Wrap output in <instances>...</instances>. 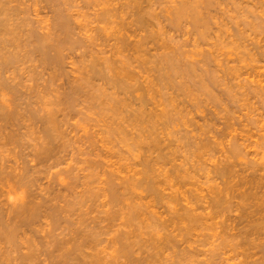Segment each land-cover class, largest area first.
<instances>
[{
	"label": "rangeland",
	"instance_id": "obj_1",
	"mask_svg": "<svg viewBox=\"0 0 264 264\" xmlns=\"http://www.w3.org/2000/svg\"><path fill=\"white\" fill-rule=\"evenodd\" d=\"M8 1H10V2H8V6L11 5L12 3H13L12 5H14V6L11 5L12 7L9 6L8 8H9V11L11 10L10 15L14 17L15 22H16V20H19V19H21V20L25 19L26 20L29 17L28 19L30 21L27 20L26 22H28V23L24 22L25 27H24V25H21V23H20L21 21L18 23H20V25L22 27H24L25 32H26L27 28L28 29L34 28V31L36 30L39 36L43 33V35H41V36H43V38L46 37L45 39H47L44 42V44L48 40L49 41L52 40L51 42L46 43L45 45L47 46V44H51L50 46L49 45L48 46L49 47L54 46L55 50L52 49V52L54 50L53 54L56 52L60 53L59 55L62 56V59L60 61L61 64L58 67L56 65L55 66L51 65V68H50V66L44 65V63H42V61L39 60L40 59V53L35 51L34 48L32 49L33 46L31 47V45H30L29 47H27L28 50L24 48L26 51L24 49L21 51V54L23 56L25 54L26 57L22 61L24 63H22V62L19 63V65H20L19 68H17L18 66L16 64L17 69L13 68V69L8 70L5 68V70H7V71H5V70L0 71V80H5L8 82V79H7L8 77H9V80L10 79L12 80L13 77H15V78L17 77V79H14V80H17V81L21 80L22 81V82L21 81L19 82L20 84L21 83L22 84L19 87H17L19 90L16 92L17 96L15 93H13L14 92V91H12L13 89L11 91H9L10 90L9 87H8L9 90H7V87H1L0 86V90H1L0 91V103H1L0 104V110H2V112H3V113L0 112V117H1L0 118V124L3 125V123L6 122L7 124L6 123L5 124L8 126V122H7L8 120H6V119H8L7 114L9 116H11L12 111L15 112L16 110H19L16 112L20 113V111H21L22 114L23 113L26 114V115L23 114V116H22V114L20 113L18 116L17 115H16V117L14 116L15 119L19 118L20 115L22 117H24V118L20 117L19 121H18V119L17 120L14 119L15 121H18L17 124L20 125L19 127L17 126V128L15 126L16 122H14V126H10V125L8 127L6 125H4L5 127L0 126V128L2 127V129L0 130L2 133L0 132V135L3 134V137H4L5 135H7L5 133H10L9 131H11L12 129H14V130L16 129L15 130L16 132L13 130L14 133H16V135L19 132L18 133L19 135L22 134L24 136V134H26L28 131H33L34 130L33 128H35V130L38 128L37 130L38 131L40 130L38 133L41 134V135H39V134L35 135L33 133L34 135L32 134V136H31V133L29 132L30 134H28V136H26V135L24 137H22V135L20 136V140L18 141V142H20L19 144H16L18 142H16V143L14 142V143H10V144H8V142H7V143H5L6 145L4 144L6 147L4 148V146H3L4 149H1L2 145L0 147V149L3 150V152H4V153L2 152L4 157L2 155H0V167L5 166L4 167L5 170H6V168H8L7 170L9 172L10 171L12 172L14 169L12 174H11V172L9 174L5 173L6 175L3 174L4 177L2 175L1 176L2 181L0 180V193H1L0 194L1 195L0 196V198H1L0 199V203H1L0 207H2V208H0V213L3 214L2 218H4L2 220L6 221V216L8 214L11 215L10 213H11L12 209L14 208V206L18 203L19 199L25 198L26 196H29V194H30L31 196L34 195L36 197L35 199H33L36 202L38 201L37 199H39L40 201H44V204L46 203L45 204L46 206L50 202L49 205L53 204V206H54V204H55V206H56L55 209H57V207L60 208V206L62 208V209L61 208L57 209V211H59V213L57 211H55V213H53V214L59 216L56 219L57 222H56V220H52L48 216L47 213H51V211L48 210V211H46L47 215H43V216H40V217H37L34 219V223H36V224H32V226H30L28 228V229H30V231H28L26 229L27 227L26 228L25 227L20 228L19 236L21 235L24 238L29 237V239H26V240H24L22 238L23 241L25 243H27L26 241L27 240L29 241L31 239L32 240L30 242V244H31L34 240V242L32 244H34L35 247H36V244H38L37 246L40 247V251L42 250L41 249L42 248L41 246H43L42 244L52 240V236H53V239L54 238L55 239L56 238L62 239L64 237L68 238L73 234V231L77 228L75 231H79L80 229H81V231L87 230L85 232L88 233L89 235L92 234V235H90L91 238L93 237V235L95 237H97V239L95 237H93L94 238V239L92 238L93 240H91V238L89 237L90 238L89 240H91V242L89 241L90 242L89 246H91V244H92V246L91 247L85 246L83 248V254L85 255V253H87L86 255L89 254L88 256L89 257L91 256L90 259H89V257H87L89 261L85 257L87 262H90L91 259L94 260L96 257L97 258L99 257L101 260L104 258L105 262L104 261H102V262L105 264H108V262H109V264H176V263L177 264H185V263L186 264H231V263L235 264V261H237L238 259L235 261H234L235 258H233V260L232 259L229 260L230 258L226 259V260L224 259L231 254V253H229V255H227L228 250L225 251L227 254L225 252H224L225 254L219 253L218 256L221 254L219 257L218 256L213 257V256L209 255V254H212V252H211L212 247L214 248L216 243H218L217 241H219L218 238L216 240V237L214 235L220 229L216 228L214 230L213 228H211L213 231L212 232L211 229H208V230L205 229L204 230L203 228L200 229V227H198L199 229L198 228H196L195 230L193 229L192 232H190L191 231L190 230L188 232V233H190V235L189 234L186 235V233H184V226L188 222L187 219L189 218L188 217L189 216V210L195 209L193 211L194 212L193 214H197V212L200 214V212H202V210L204 208L203 205H205V206L208 205L207 203H204V201L208 202L207 201L209 199L208 196H211L210 187H211V185L212 186L214 185L213 187H216L220 181V179L217 177V175H213V174H215L216 171L212 170V169H215L214 166H216L221 161V159L223 161L226 151L228 152V150H230L229 148H231V145H232V144L231 145L229 144V143H231V138H230L231 134L232 135H233V133L238 134L239 132H242L241 130L252 131V129H253L252 127H251L252 129H250V126L248 127L245 125V124L250 125V121H249L250 117H251V120H252V117L253 118L255 117V120H256V118L258 120L264 119V99H262V98H264V88H262V90L259 88L257 90V88H255L256 87L255 85H259L261 83V86H262V84H264V81H262V80H264V64H262V63H264V60L261 61V59H260L259 61H256V59L258 60V55H257L258 52L256 50L264 51V20L260 19V17L262 18V16H264V3H262V2H264V0H259V1L258 0H256V1L255 0H211V1L210 0H203V1L202 0H197V1L192 0L193 5H191L192 4L191 0H184L185 2L182 0V3H181V0H153V1L152 0H139L140 4H138V6H139L142 14L144 13L146 16V17L144 16V19L146 18V20H144V21H146V23H144L145 24L144 26H143V24H139V23L135 22L136 21L135 19L138 18L136 16H138V13H139V12L137 13V11H135V10H139V9L138 8L135 9L136 7L132 8L129 5H127L128 2L130 3V0H119L120 2L118 0H109L110 2L109 1L107 2L106 0H105L106 2L103 0H97V1L91 0V1H95V2H91L90 0H88V1L87 0H73V1L72 0H66V1L55 0L57 2L59 1L58 4H56V2L54 3L53 0H51V1H53V3H51L50 1H47L48 4L45 2V0H41V1L36 0L37 2L35 0H31V1L30 0H13V2H11L12 0H8ZM32 1H33V3H31ZM178 1H180V2H178ZM194 1H196V3H195L196 8L194 6ZM257 1L259 4L257 3ZM15 2H16V4H14ZM25 2H26V7H25ZM34 2H36V4L38 6ZM49 2H50V4H49ZM64 2H66V3H64ZM103 2L106 3V5H108L110 7V8L107 7V9H115V10H113V12H110L112 10H108L109 12H107L106 8H105V10H104L105 12L103 15L104 17L102 16V18H99L103 14L101 12V11H103V8H104ZM85 3L86 4L88 3V4L86 5ZM107 3H109V4H107ZM121 3L124 5L122 6ZM185 3H187V4L189 3L188 5L186 4V6H187L186 12L184 11V15H186V16H184L183 14H182L183 16L182 15L176 16L177 15V13H176L177 8L179 6H181V4H183L185 6ZM21 4H22V7H21ZM66 4H67V6H65ZM198 4H199V6H197ZM16 5H17V7H16ZM53 5L56 7H53ZM115 5L118 6L117 7L118 9L112 8V6L114 7ZM174 5H176V7ZM18 6L20 9L18 8ZM44 6H46V7H44ZM173 6H174V9H173ZM191 6H194L195 10L198 11V12H195V10H194L195 15H199V14L201 15V16H198V20H200L201 22L198 20L196 22L195 20L192 19V17L193 18H196V17H194L193 14L191 13L190 8H193ZM15 7H16V11L14 9ZM71 7H73V8L71 9ZM77 7H79L80 9L79 8L77 9ZM123 7H124V9H123ZM22 8H23V12L21 11ZM55 8H56V10H55ZM65 8L66 9L69 8V11H67V12H73V13H69L72 17V19H70V28H71L70 34L68 32L65 35V36L69 37V39H67L65 41L71 42V40H72V43H71L72 45L69 44V42H67L66 45L64 44L65 42H62V45L65 46L63 48L61 43L58 44L56 41V39L58 40V42H59V39H61V41H62L64 38H62V36H63L62 31H60V30L57 31L58 29L55 26L56 25L55 13L59 10L60 11L64 10ZM119 8H120V12L118 13ZM198 8H199V10H198ZM13 9H14V11H13ZM35 9H37V10H35ZM70 9L72 11H70ZM38 10H39V12H38ZM174 10H175L176 14L174 13ZM114 11H116L117 14L114 13ZM21 12L22 13L26 12L27 14L26 13L22 14ZM34 12H36V13H34ZM86 12H87V14H85ZM121 12H123V13H121ZM39 13H40V15H38ZM46 13H47V15H45ZM109 13H110V15H109ZM133 13H134V15H133ZM187 13H188L189 17L187 16ZM13 14H15V16ZM97 14H99V15L101 14V15L99 16ZM111 14H112V16H111ZM154 14L156 15V17L154 16ZM44 16L47 17V18L45 17L47 20L45 18H43ZM97 16H98V18H97ZM134 16H135V18H132ZM202 16H203V18H202ZM13 17H12V19H13ZM21 17H23V18H21ZM32 17H33V19H32ZM93 17L94 18L96 17L97 19L96 18L94 19ZM49 18H52V19H49ZM78 18H79V20H78ZM200 18L203 20H201ZM43 19L46 21H43ZM90 19H92V20H90ZM191 19L193 20V22H191L192 21ZM34 20L36 23L34 22ZM71 20H72V22H71ZM73 20H75V22ZM251 21H252V23H251ZM260 21H262V22H260ZM54 22H55V24H54ZM78 22L79 23L81 22L80 23L81 25H78L79 24ZM85 22H87V23H85ZM198 22H200V23L204 22V23H202V25L200 27V26H198ZM22 23H23V21H22ZM44 23H45V25H43ZM200 23H199V25H200ZM253 23H254V25H253ZM35 24H37V26H38L37 28H36ZM41 24H42V27H41ZM53 24H54L55 28H54ZM148 24H149V26H148ZM196 24H197V26H196ZM125 25H127L128 27ZM249 25H250V27H249ZM79 26H81V27H79ZM101 26L103 28H101ZM131 26L133 27V29ZM88 27H89V29H87ZM99 29H100V31H99ZM59 32H61L62 34H60ZM129 32H130V34H129ZM56 33H58V34L56 35ZM91 33H93V34H91ZM50 34L53 37H51ZM150 34H152V35L150 36ZM59 35H61V36H59ZM69 35H71V37ZM94 35L97 36V39H96V36H94ZM99 35H100V37H99ZM58 36H59V39H58ZM65 36H63V37H65ZM92 36H94L93 37L94 39L92 38ZM22 38H23V36L21 37V39ZM86 39H88V41ZM91 39H93V40H91ZM104 40H105V42H104ZM128 40H129V42H128ZM140 42H142L144 44L146 43V44L145 45L143 44V47L142 48L140 47L141 49H138V50L136 49V51H137L136 52L135 48L140 45ZM253 42H255V43L257 42V44L254 45ZM103 43H105V44H103ZM260 43H262V44H260ZM53 44H56V45H53ZM120 44H122V45H120ZM131 44H132V46H131ZM100 45H101V47H98ZM135 45H137V46H135ZM172 45H173L172 48H174V49L171 48ZM56 46H58V48ZM121 46H125V47H121ZM256 46L257 47L259 46V47L256 48ZM60 48H61V50H60ZM114 48H115V50H114ZM175 49H177V50H175ZM245 49H246V51H245ZM254 49H255V51H254ZM124 50H126V51H124ZM178 50H180V51H178ZM140 53L142 54L143 57L141 56ZM205 53H207V54H205ZM33 54H34V56H33ZM100 54H101V56H100ZM104 54H107L108 56L104 55ZM210 54H211V56H210ZM241 54H243V55H241ZM38 55H39V57H37ZM136 55H138V56H136ZM165 55H168V56L170 55V56L168 57ZM174 55H175V57H174ZM98 56H99V59H97ZM122 56L125 57V58H123V60L121 58ZM163 56L166 57L165 59L172 58L174 60L173 63H174L175 67L173 66V64L170 63V61H167L168 59L166 60L167 63L164 62L165 59H163L164 58ZM177 56H179V57H177ZM106 57H110V58H106ZM127 57L129 58L131 63L129 62V60H128L129 63L127 62ZM147 57L149 60L147 59ZM181 58H183V59H181ZM201 58H202V60L200 61ZM203 58H204L205 62H204ZM210 58H212V59H210ZM254 58H255V60H254ZM117 59L118 60L121 59V60L117 61ZM132 59H134V60H132ZM208 59H210V60H208ZM89 60L94 61L93 64H94L95 69L94 68L91 69V67H93V66H91L92 63ZM142 61H143V63H142ZM210 61H211V63H209ZM86 62H89L88 63L89 65ZM95 62H97V63H95ZM108 62H110V64ZM202 62H204V63H202ZM214 62H216V63H214ZM70 63H72V64H70ZM163 63H165V64H163ZM178 63H180V64H178ZM98 64L101 66L99 67ZM108 64H109V66H108ZM112 64L115 66H113ZM122 64H124L125 66L123 65L124 66L123 67ZM193 64H195V65L193 66ZM29 65H31V67ZM146 65H147V67H146ZM158 65H159V67H158ZM180 65L182 67H180ZM184 65H187V66H184ZM205 65H207V66L209 65V67H207ZM255 65H256L257 69L255 68ZM111 66H113V67L109 68ZM171 66H172V69L170 70L169 68H171ZM62 67H63V69H60ZM141 67H143V68H141ZM201 67H203V68H201ZM204 67H207L208 71H207V68H204ZM234 67H236V68L234 69ZM247 67H249V68H247ZM134 68H136V69H134ZM213 68H215V69H213ZM14 69H16V70L19 69V70L17 72ZM24 69L26 70L25 72H24ZM32 69H33V71H32ZM53 69H54V71L57 70L58 72L57 71L54 72ZM115 69H117V70L119 69V70L116 71ZM159 69H160V71H158ZM228 69H231V70H228ZM255 69L257 72L255 71ZM39 70H41V71H39ZM64 70H66V71L64 72ZM95 70H96V75H95ZM110 70H111V72H110ZM127 70H129V73L131 75L128 74ZM144 70H146V71H144ZM154 70L156 71V73ZM184 70H187V72ZM132 71H134V73L137 75L135 76V74ZM142 71H143V73H142ZM198 71H200L201 74H199L200 72H198ZM217 71H220V72H217ZM248 71L251 73H249ZM63 72L65 73L64 75L66 76V78H64L65 76H63ZM98 72H99V74H98ZM103 72H104V74H103ZM126 72L128 74V75H126V77H129L127 79L125 77ZM152 72H154V73H152ZM182 72H186V74L182 73ZM209 72H211V73L209 74ZM215 72H217V73H215ZM91 73H92V75H91ZM158 73H160L161 75ZM164 73H166V74H164ZM179 73H180V75H179ZM188 73H189V75H188ZM10 74L12 75V77ZM14 74L16 76H14ZM102 74L105 76V78H104V76H102ZM106 74L107 75L110 74L112 76L109 75L107 77ZM121 74H123V75H121ZM170 74L171 75L173 74V76L171 77ZM182 74H184L185 77ZM258 74H259V77H258ZM1 75L3 77H1ZM21 75H22V77H21ZM50 75H55V79L57 77L56 80L54 79V82H57L59 85H57V83L53 82L52 87H51V84H52L51 83L50 87H47V89H44L43 87H45V85L47 86V81L49 82V79L52 78V77H50ZM57 75H60V76H57ZM100 75L102 78L100 77ZM162 75H166V77L165 76L163 77ZM70 76L72 79H70ZM93 76H94V78H93ZM137 76H138V78H137ZM191 76L194 78H191ZM221 76H223V77H221ZM131 77H133V79H131ZM36 78H38V79H36ZM116 78L118 81L116 80ZM135 78H137V80ZM183 78L184 79L186 78V79L183 80ZM221 78H222V80H221ZM22 79H24L26 81L23 82ZM77 79L81 83V85L78 84ZM108 79L109 80L111 79V80L109 81ZM123 79L125 82L127 81L126 83L128 85H130V87H132L133 90H130L129 88L125 87L127 84L124 83ZM178 79H180V80H178ZM191 79H192L193 83H192ZM248 79H249V81H248ZM259 79L260 80L262 79L261 80L262 82ZM66 80H70V81H66ZM103 80H104V82H103ZM139 80H141V81H139ZM153 80H154V82H151ZM172 80L175 82L177 81V82L174 83ZM220 80L223 83H225V85ZM251 80H256V81L258 80L259 82L257 81L258 82L257 83L255 81H253L254 84H252L250 82ZM129 81L134 82V83H130ZM167 81H169V82H167ZM187 81H189V83ZM194 81H196V83ZM115 82H117V83H115ZM122 82L124 83L125 86L122 84ZM203 82L207 83V84H204ZM72 83H74L75 85L76 84L79 85V88L77 87V89H78L77 91L73 90L72 87L74 84H72ZM163 83H167V84L170 83V84L165 85ZM184 83H186V84H184ZM55 84H56V88H55ZM121 84H122V86H121ZM150 84H152L151 87H150ZM156 84H157V86H156ZM176 84H178V85H176ZM195 84H196V86H195ZM208 84H209V86H208ZM40 85H41V87H40ZM117 85H120L121 87L117 86ZM140 85L142 86V88ZM188 85L190 86L189 88H188ZM219 85H222V86H219ZM241 85H242L243 90L241 87H239ZM23 86H24V88H23ZM66 86L70 87V89H67ZM135 86H140V87L136 88ZM133 87L135 88V91H134ZM175 87H176V89H174ZM197 87H198V89H197ZM248 87H250V88L248 89ZM53 88H55V89H53ZM61 88H64L65 90L64 89L62 90ZM87 88L90 90H87ZM208 88H209V90H207ZM217 88H219L220 90H218ZM221 88H223L225 90V92ZM98 89L100 91L102 90L101 95L96 94L97 99H96V97L94 99H92V97H90L91 93L95 94L94 92H96ZM146 89H147V91H146ZM160 89H161V91L159 92ZM182 89L184 90L183 92H185L187 94L183 93ZM202 89L205 90V92L202 91ZM252 89H256L259 92L254 90L255 94H253V91H250ZM37 90H41V91L43 90V94L41 91H37ZM84 90H85V92H84ZM143 90H144V93H142ZM151 90H152V92H151ZM179 90H180V92H179ZM228 90H230V91H228ZM22 91H24V92L22 93ZM25 91H26V93H25ZM36 91H37V93H35ZM64 91H67V93L66 92L64 93ZM69 91H70V94H69ZM78 91H80V92H78ZM154 91H155V93H154ZM197 91H198V93H197ZM207 91L208 92L212 91V92L208 93ZM241 91L242 92L245 91V93H242ZM249 91L252 93V95H251V93H249ZM20 92L23 95L22 94L20 95ZM38 92H40V93H38ZM77 92L80 94V96H78L79 94ZM199 92H201L202 94H200ZM231 92H233L234 94ZM73 93H74V96H76L75 98L74 97L71 98ZM131 93H133V94H131ZM163 93H164V95H163ZM24 94H26V95H24ZM41 94L43 95V97H42L43 102L45 100H47V101L49 100L48 104L50 103L51 106L54 107L56 110L55 115H57V118H56V116H55V118L58 119V121H59L58 126H59V123L61 124V127L60 126L59 127L57 126V127L59 128V130L63 129V131H60L61 134L59 133L60 136H62V137L58 136L59 134L55 133V135L58 136L59 140L57 139V137L55 138V136H54L53 139H55V140H52V141L55 142L58 140V142H57L58 144L54 143L55 144L54 146H56V144H57L58 145L57 147L62 146L63 149H61V151H58V150H56L58 148L53 147V149L55 148V152H54V150L52 151V153H54V154L51 156L48 155L49 158L46 156L47 155L46 154L45 158H44V159H46V157H47L48 159H46V160L42 159L44 157L43 156L44 154L41 155L42 157L40 156L41 158L39 157L38 159H40L42 161L39 162L40 160H38L37 158H33L34 157L33 153L31 155L30 152L34 151L33 150V149H35L34 147L37 148L39 146V145H37L38 144L37 142L40 141V139L41 140L44 139L43 138V132L41 133V129H40L43 126L41 127L40 122L39 123L35 122V124H33V123L32 124L36 125V126L32 127V130H30L31 129L30 127L33 125H30L31 123H29L30 126H28V124H26L28 121H26V120L29 117V116L27 117V113L29 112V108H32L35 110L38 109L39 111H42L40 109V107L42 109H46L47 102L46 103L44 102L45 103L44 104L41 101L42 100ZM58 94L61 95V97ZM144 94L149 100L144 96ZM167 94L169 95L168 97H166ZM191 94H192L193 98H192ZM19 95L22 97H20ZM44 95H45V97H44ZM183 95H184V97H183ZM208 95L212 96V97L214 95L215 96H214V98H212V97H208ZM232 95L233 96L235 95V97H233ZM247 95H248V97H247ZM23 96H25V97H23ZM55 96H56V99H55ZM98 96H99V98H98ZM110 96H111V98H110ZM181 96L183 98H181ZM190 96H191V99H190ZM258 96H259V99H258ZM64 97H66L67 101L65 100ZM67 97H69V98H67ZM232 97H233V99H232ZM145 98H146V100H145ZM150 98L151 99L153 98V99L151 100ZM167 98H169V99H167ZM205 98L209 102H207V100ZM57 99H58V105L56 106V104H57L56 100ZM73 99H74V101H73ZM116 100H118V101H116ZM123 100H124V102H123ZM140 100L142 102H140ZM159 100H161L162 102ZM17 101L18 102L21 101V102L17 103ZM53 101L56 103L54 106H53V104H54ZM136 101H138V102L135 103ZM148 101H150V103ZM151 101L152 102L156 101V102L152 103ZM23 102L25 103V105ZM103 102H104V104H103ZM119 102H122V105ZM159 102H161V103H159ZM211 102H213V103H211ZM219 102L220 103L223 102V103L220 104ZM110 103L112 104V106H110ZM167 103H169V104H167ZM218 103L220 105H218ZM13 104L15 106H13ZM144 104L146 105V107ZM19 105L21 106L22 109L20 108ZM164 105H166V106H164ZM193 105H195V106H193ZM221 105H223V106L220 107ZM48 106L50 107V105H48ZM175 106L177 109L174 108ZM34 107H36V108H34ZM118 107H120V108H118ZM3 108H4V110H3ZM17 108H19V109H17ZM106 108H107V110H106ZM169 108H171L170 111L168 110ZM108 109H109V111H108ZM147 109H148V111H147ZM160 109L162 110V112ZM178 109H180V110H178ZM25 110L28 112H26ZM113 110H115V111L113 112ZM139 110H142L141 112H143L142 113L143 116L140 115V117L137 116V118L135 117V119H134L133 118L134 117L133 115H135L134 112L137 111L136 112V114H137L140 112ZM210 110H212V111H210ZM228 110H230V111H228ZM104 111H106L107 113ZM150 111H152L153 113ZM200 111H202V112H200ZM224 111H225V113H224ZM157 112L162 113V114H159V113L157 114ZM164 112H166V115H164L165 114ZM198 112H199V114H198ZM230 112H231V114L233 113L234 115L232 114V116H231ZM4 113H6L7 118L5 117V115H2ZM62 113H63V115H62ZM177 113H179V114H177ZM200 113H201V115H200ZM184 114H185V116H184ZM210 114L211 115L213 114V115L211 116ZM228 114H229V116H228ZM1 115L5 118V120H1V119H4V118H2ZM158 115H160V116H158ZM163 115L167 116L169 119L164 117ZM64 116H65V118H64ZM131 116L133 119L131 118ZM157 116H158V118H157ZM205 116L206 117L208 116V117L206 118ZM247 116H248V118H247ZM127 117L129 120L127 119ZM59 118L61 120H59ZM239 118H241L243 120V122L240 121L241 119H239ZM23 119H25V120L23 121ZM130 119H132L133 121ZM158 119H160V120L158 121ZM135 120H137V121H135ZM142 120H144V123ZM211 120H213V121H211ZM247 120L249 121V123L247 122ZM113 121H114V123H112ZM124 121H125V123H124ZM147 121H148V123H147ZM234 121H236V122H234ZM29 122H32L30 120V118H29ZM141 122H142V124H141ZM189 122H191V123H189ZM23 123H25L26 126H28V128L25 126V124L23 125ZM223 123H226V124L223 125ZM188 124H189V126H188ZM21 125H23L24 127ZM63 125H65V126H63ZM134 126H135V129H134ZM147 126L152 127V128L149 127L152 130V132L150 131V129ZM245 126L247 128H249V130L246 129ZM6 128H9V129H6ZM117 128L119 129L120 132L117 131L118 130ZM199 128H200V130H199ZM242 128H244V129H242ZM64 129H66L67 131ZM233 129H235V130L233 131ZM5 130H7V131H5ZM25 130L26 131L28 130V131L26 133L24 132V134H23L22 132ZM37 130H36V133H37ZM136 130H138V133ZM204 130H206V131H204ZM228 131H230L229 134L227 133ZM253 132H254V129H253ZM65 133L68 135H66ZM223 133H224V135H223ZM237 134H235V136L239 135V137H241L240 136L241 133L238 135ZM120 135H122V136L120 137ZM134 135H136V136H134ZM209 135H211V136H209ZM138 136H140V137H138ZM122 137H123V139H122ZM239 137L236 138L237 139L236 142L240 144L244 140L241 141V139H239ZM37 138H39V139H37ZM67 138H69V139H67ZM144 138L147 142L144 140ZM218 138H221V139H218ZM229 138H230V140H229ZM1 139H2V136L0 137V142L4 143V140H1ZM131 139H133V140H131ZM136 139H137V141H136ZM156 139H157V141H156ZM180 139H181V141H180ZM205 140H206V142H205ZM133 141L135 144L133 143ZM138 141H140L141 143H138ZM149 141H150V143H149ZM5 142H6V140H5ZM39 143H42V141H40ZM144 143H146V144H144ZM147 143H148V145H147ZM199 143H202V144L207 143L208 146L206 149L208 152L207 151L205 152L206 149H203V148L200 149L201 152L199 149H195L194 147L198 146ZM249 143H250V141H247V140H246V142L244 141V143H241L240 145L242 147L239 145V147H241V150L239 149L241 151V153L238 150L239 153L236 154L237 157H236V155L234 156V160H235V158H238V156H240L237 161H240L239 163L242 165V167H243L244 162L246 163L249 161L248 159H250V158L254 159L255 151L253 153V149L251 148L252 144L250 145ZM64 144H66V145H64ZM195 144H197V145H195ZM14 145H16V146L19 145V146L16 147ZM244 145H245V147H244ZM22 148H23V150H22ZM17 149L19 151H17ZM59 150H60V148H59ZM154 150H155V152H154ZM190 150L193 152H191ZM7 151H9V153ZM247 152H248V154H247ZM6 153H8V154H6ZM19 153H21V154L18 155ZM26 153H27V157H26ZM196 153H198V154H196ZM159 155H161V157ZM220 155H223V156H220ZM255 155H256V153H255ZM14 156H16V157H14ZM13 158H14V162L12 161ZM240 158L241 159L244 158L245 160L244 159L241 160ZM255 158H256V156H255ZM33 159L34 160L37 159L38 162L34 161ZM16 160H18L17 164H16ZM161 160H162V162H160ZM185 160H187V161H185ZM183 161H185V162H183ZM180 162H182L184 164H182ZM36 163L38 164V166ZM147 163L151 164V166H150L151 168L146 167ZM239 163L237 166H235L236 167L235 169L239 168V166H240ZM26 164H28V166L30 164V166L28 168H26V169H28L27 170L28 175H27V173H24L25 170L23 169L24 167H27ZM39 164H40V167H39ZM55 164H57V165H55ZM213 164H216V165H213ZM10 165L13 168H11V167L9 168ZM31 165H33V166H31ZM47 165H49L50 167ZM51 165H53V166H51ZM45 166H46V168H45ZM180 166L183 168H181ZM177 167H180V169ZM185 167L188 169H186ZM139 168H140V170H139ZM32 169L34 171L36 170L38 172H36V171L34 172ZM137 169H138V171H137ZM175 169L176 170L182 169L181 173L182 172L183 173L181 174L182 175L181 177L180 176L177 177V175L175 174V172H176ZM147 170H149V171H147ZM213 171H215V172L213 173ZM32 172H34V173H32ZM144 172H145V174H144ZM153 172H154V174H152ZM186 172L188 173V175ZM173 173L175 174V176ZM184 173H185V175H187L186 177H183V176H185ZM10 174H11V177H10ZM22 174H24L26 179L33 174L32 177H30V178H31V182L34 181L33 182L34 184L30 185L26 182L27 184L23 183V185H22L21 183L19 184V182L18 183L16 181L14 182V180L17 179L16 177L20 176V175L22 177ZM130 175H131V177H130ZM144 175L146 177L148 175L147 178L149 180L152 179V180H154V182H156L158 184V188H157L158 190L156 189L157 191L153 192V191H150L149 189H147V186L145 185L146 183L144 181L146 178L143 179V182L139 181V179L141 180L142 177H145ZM7 176H9V177H7ZM14 176H16L15 179L12 178ZM37 176H38V178H37ZM128 177H129V179L130 178L131 179L129 180ZM206 177H207V179H206ZM8 178L9 179L12 178L10 180V182L12 181L13 184L10 187L7 186L8 185V182H7ZM18 178H20V177H18ZM32 178H33V180H32ZM211 179H213L214 182H212ZM3 180H4V182H3ZM119 182H121V184ZM171 182H172V184H171ZM198 182H199V185H198ZM208 182H210V183H208ZM204 183H206V185ZM124 184L127 186H125ZM28 186H29V188H28ZM124 186H125V188H123ZM161 187H162V189H160ZM204 187H205V189H204ZM195 189H197V190H195ZM29 190H31V192ZM35 190H38V191H35ZM114 190L116 193L114 192ZM200 190H201V192H200ZM194 191H196V193ZM51 192L53 193V195ZM192 192H193V194H192ZM40 193H41V195H40ZM113 193H115L116 195H113ZM162 193H164V194H162ZM201 193H203V195ZM57 194H58V197H56ZM154 195H155V198H154ZM192 195L193 196L196 195V197L195 196L193 197ZM206 195H207V197H206ZM50 197H51V200L49 199ZM154 199L156 200L155 202H154ZM46 200H49V201H46ZM77 201L79 204L77 203ZM194 201H195V203H194ZM200 202L202 204H200ZM197 203H199L200 206ZM140 204H141V206H140ZM194 204H196V206ZM201 205L203 208H201ZM53 206L51 205V207H53ZM69 207H71V208L69 209ZM189 207H191V209ZM7 208H8V212H7ZM135 209L137 210L136 213H135ZM200 209H202V210H200ZM9 210H11V211L9 212ZM69 210H70V213H69ZM185 210H186V212H185ZM206 210L209 211V209H206ZM206 210H205V212H206ZM60 211H61V213H60ZM202 213H204V210ZM134 214H136V215L134 216ZM173 217H174V219H173ZM184 218H185V220H184ZM78 219H79V221H78ZM217 219L220 220L221 218H217ZM35 220H36V222H35ZM47 220H49V222H47ZM66 220L67 221L70 220V222H67ZM4 221H2V222H4ZM51 221L52 222L55 221L56 223L55 222L52 223ZM174 222H175V224H174ZM184 223H185V225H184ZM67 224H69V225H67ZM75 224H77V225H75ZM40 225H42V226H40ZM69 226H71V227H69ZM82 226L84 229L80 228ZM179 226H180V228H179ZM33 227H35V228H33ZM67 227H69V228H67ZM85 227H86V229H85ZM178 229H180V230H178ZM181 229L183 230L182 232H181ZM23 230H27L28 233H25ZM88 230H89V232H88ZM21 231L23 232V234L25 233L26 235H22V233L20 234ZM48 231H49L50 235L47 234ZM52 231H54V234L52 233ZM70 231H72V232H70ZM90 232H93L96 235L93 233H90ZM170 232H171V234H170ZM51 234H53V235H51ZM65 234H67V235H65ZM19 236H16V237H19ZM21 236L19 237L20 241H18L20 243L17 242L18 238H16L15 242L13 239L12 243L10 241L9 244H8V241L5 242L6 244L2 243V246H4L3 248H6L7 252L8 251H11V252L14 251L12 253L10 252L9 254H7V252H6L7 256L8 255L11 256V259L13 257H18L17 254L19 255V253H21V254L26 253L25 251H31V249L34 248V246H33L32 248L30 247L31 249L26 250V248L29 246L26 247L25 243L22 242V240H21ZM45 237L47 238V240H45L46 239ZM170 240H171V242H170ZM93 241H95V242L93 243ZM158 242H159V244H158ZM0 244H1V242H0ZM7 245L10 247H8ZM18 247L21 251L20 250L18 251V249H17ZM86 247H87V249H86ZM21 248L25 249L24 252H23V249H21ZM151 248H153V249H151ZM193 248H194V250H193ZM15 249H17V250L15 251ZM37 249L38 248H36L35 250H37ZM179 249H182V250H179ZM84 250L87 252H85ZM91 250H93V251H91ZM0 252H2V251H0ZM38 252H39V250L36 251V253H38ZM220 252H222V250ZM97 253H99V254H97ZM182 253L183 254L185 253V254L182 256ZM35 255H37V254H35ZM95 255H97V256H95ZM9 256L7 257L8 260H9ZM92 256H94V257H92ZM100 256H102L103 258ZM2 258H3V256H2ZM37 258H38V256L36 257V260L34 263L37 264L38 262L39 263L43 262V260L41 258L40 259L38 258L39 261H37ZM4 259H5V257H4ZM11 259L9 261L7 260L9 264H10ZM13 261H15V260L13 259ZM13 261L11 262V264L15 263ZM17 261L19 262L18 259L16 260V263H17ZM22 264H25V263L23 262ZM26 264H27V262H26ZM42 264H44V263H42Z\"/></svg>",
	"mask_w": 264,
	"mask_h": 264
},
{
	"label": "bare ground",
	"instance_id": "obj_2",
	"mask_svg": "<svg viewBox=\"0 0 264 264\" xmlns=\"http://www.w3.org/2000/svg\"><path fill=\"white\" fill-rule=\"evenodd\" d=\"M31 1V0H30ZM36 1V0H35ZM39 1H41V0H39ZM47 1H50L51 3H53V1H54V3L56 2V4H58V2L59 1H61V0H59L58 2L57 1H55V0H53V1H51V0H45V2L47 3ZM64 1H66V0H64ZM73 1V0H72ZM88 1V0H87ZM91 1V0H90ZM97 1V0H96ZM103 1H105V0H103ZM107 2L109 1V0H106ZM105 1V2H106ZM119 1V0H118ZM153 1V0H152ZM184 1V0H183ZM197 1V0H196ZM196 1H194V6L196 5L195 3H196ZM203 1V0H202ZM211 1V0H210ZM209 1V2H210ZM256 1V0H255ZM259 1V0H258ZM258 1H257V3H258ZM8 2H10V1H8V0H0V71L2 70H5V68L6 69H13V68H16V64H17V68H19V63L20 62H22L23 60H24V58L26 57L25 56V54H24V56L21 54V51L25 48V49H27V47H29L30 45H31V47H32V49L34 48L35 49V51H37L38 53H40V61H42V63H44V65H47V66H50V68H51V65H53V66H59L61 63H60V61H61V59H62V56H60L59 54L60 53H58V52H56V53H54L53 54V52H54V46H51V47H49L51 44H47V46L45 45L46 43H49V42H51L52 40H48L45 44H44V42L47 40V39H45L46 37H44L43 38V36H41V35H43V33L39 36L38 35V33H37V31L35 30L34 31V28L32 29H28L27 28V30H26V32H25V29H24V27H25V25H24V22L25 23H28V22H26L27 20H29L28 18L24 21L23 19L21 20V19H19V20H16V22H15V19H14V17L13 16H11L10 14H11V10L9 11V6H11V5H9L8 6ZM11 2H13V0L11 1ZM37 2V1H36ZM36 2H34L35 4H36ZM43 2V1H42ZM41 2V3H42ZM50 2H49V4H50ZM91 2H95V1H91ZM110 2V1H109ZM117 2V1H116ZM120 2V1H119ZM138 2V3H137ZM178 2H180V1H178ZM185 2V1H184ZM191 2H192V0H191ZM199 2V1H198ZM208 2V3H209ZM262 2V1H261ZM22 3V2H21ZM31 3H33V1L31 2ZM64 3H66V2H64ZM115 3V2H114ZM113 3V4H114ZM127 3V2H126ZM131 3V4H130ZM130 3L128 2V4L127 5H129L130 7H132V8H135V9H139V10H135V11H137V13H138V16H136V17H138L137 19H135L136 21V23H139V24H143V26L145 25L144 23H146V21H144V20H146V18L144 19V16H145V14L143 13L142 14V12H141V10H140V8H139V6H138V4H140L139 3V0L137 1V0H130ZM181 3H182V0H181ZM190 3V2H189ZM188 3V4H189ZM201 3V2H200ZM205 3V2H204ZM262 3H264V2H262ZM10 4V3H9ZM14 4H16V2L14 3ZM23 4V3H22ZM22 4H21V7H22ZM43 4V3H42ZM48 4V3H47ZM46 4V5H47ZM55 4V5H56ZM83 4V3H82ZM86 4V3H85ZM88 4V3H87ZM86 4V5H87ZM107 4H109V3H107ZM112 4V3H111ZM122 4V3H121ZM186 4L187 3H185V6L183 5V4H181V6H177L178 8H177V15L176 16H180V15H184V11L186 12V10H187V6H186ZM187 4V5H188ZM210 4V3H209ZM259 4V3H258ZM33 5V4H32ZM31 5V6H32ZM37 5V4H36ZM64 5V4H63ZM79 5V4H78ZM92 5V4H91ZM104 5V6H103ZM103 11H101L103 14L101 15V17H99V18H102V16L104 15V10H105V8H106V11L107 12H109L108 10H112V11H110V12H113V10H115V9H107V7H109L108 5H106V3H104L103 2ZM106 5V6H105ZM124 4H122V6H123ZM144 5V4H143ZM142 5V6H143ZM180 5V4H179ZM191 5H193V2H192V4ZM201 5V4H200ZM12 6H14V5H12ZM11 6V7H12ZM24 6V5H23ZM38 6V5H37ZM50 6V5H49ZM48 6V7H49ZM65 6H67V4L65 5ZM85 6V5H84ZM89 6V5H88ZM116 6V5H115ZM113 7L112 6V8H117L118 6H116V7ZM175 7H176V5H174ZM174 6H173V9H174ZM194 6H191V7H193V8H190L191 9V13L193 14V16L194 17H196V18H193L192 17V19L193 20H195L196 22H197V20H198V16H201L200 14L199 15H195V12H198V11H196L195 10V8H196V6H195V8H194ZM197 6H199V4L197 5ZM16 7H17V5H16ZM16 7L14 8L15 9V11H16ZM25 7H26V2H25ZM29 7V6H28ZM34 7V6H33ZM32 7V8H33ZM43 7V6H42ZM44 7H46V6H44ZM53 7H56V6H54L53 5ZM60 7V6H59ZM100 7V8H101ZM121 7V6H120ZM129 7V8H130ZM18 8H19V6H18ZM64 8V7H63ZM73 7H71V9H72ZM79 7H77V9H78ZM110 8V7H109ZM14 9H13V11H14ZM20 9V8H19ZM29 9V8H28ZM34 9V8H33ZM58 9V8H57ZM70 9V11H72ZM80 9V8H79ZM118 9V8H117ZM123 9H124V7H123ZM122 9V10H123ZM150 9V8H149ZM26 10V9H25ZM32 10V9H31ZM35 10H37V9H35ZM40 10V9H39ZM39 10H38V12H39ZM44 10V9H43ZM54 10V9H53ZM55 10H56V8H55ZM54 10V11H55ZM75 10V9H74ZM148 10V9H147ZM152 10V9H151ZM150 10V11H151ZM194 10H195V12H194ZM198 10H199V8H198ZM22 12H23V8H22V10H21ZM41 11V10H40ZM67 11H69V8H65L64 10H59V11H57L56 13H55V17H56V28L58 29L57 31H62V33L61 32H59L60 34H62L63 36H65L66 35V33H68L69 32V34H70V19H72V17H71V15L69 14V13H73V12H67ZM81 11V10H80ZM96 11V10H95ZM94 11V12H95ZM100 11V10H99ZM125 11V10H124ZM133 11V10H132ZM21 12V13H22ZM44 12V11H43ZM76 12V11H75ZM85 12V11H84ZM106 12V13H107ZM120 12V8H119V10H118V13ZM131 12V11H130ZM134 12V11H133ZM188 12V11H187ZM190 12V11H189ZM194 12V13H193ZM200 12V11H199ZM17 13V12H16ZM24 13H26V12H24ZM24 13H22V14H24ZM30 13V12H29ZM28 13V14H29ZM34 13H36V12H34ZM53 13V12H52ZM80 13V12H79ZM78 13V14H79ZM105 13V14H106ZM114 13H116V11H114ZM121 13H123V12H121ZM174 13H175V10H174ZM175 13V14H176ZM27 14V13H26ZM85 14H87V12L85 13ZM95 14V13H94ZM113 14V13H112ZM112 14H111V16H112ZM117 14V13H116ZM173 14V13H172ZM14 16H15V14H13ZM38 15H40V13L38 14ZM45 15H47V13L45 14ZM97 15H99V14H97ZM99 15V16H100ZM107 15V14H106ZM109 15H110V13H109ZM124 15V14H123ZM127 15V14H126ZM130 15V14H129ZM133 15H134V13H133ZM132 15V16H133ZM182 15V16H183ZM19 16V15H18ZM32 16V15H31ZM37 16V15H36ZM35 16V17H36ZM50 16V15H49ZM74 16V15H73ZM79 16V15H78ZM83 16V15H82ZM85 16V15H84ZM88 16V15H87ZM95 16V15H94ZM154 16L156 17V15L154 14ZM174 16V15H173ZM184 16H186V15H184ZM187 16H188V13H187ZM205 16V15H204ZM207 16V15H206ZM259 16V15H258ZM12 17H13V19H12ZM34 17V18H35ZM40 17V16H39ZM46 16H44L43 18H45ZM71 17V18H70ZM104 17V16H103ZM146 17V16H145ZM189 17V16H188ZM260 17V16H259ZM21 18H23V17H21ZM25 18V17H24ZM47 18V17H46ZM45 18V19H46ZM77 18V17H76ZM87 18V17H86ZM94 18V17H93ZM96 18V17H95ZM94 18V19H95ZM97 18H98V16H97ZM96 18V19H97ZM106 18V17H105ZM132 18H135V16L134 17H132ZM131 18V19H132ZM150 18V17H149ZM179 18V17H178ZM202 18H203V16H202ZM257 18V17H256ZM255 18V19H256ZM18 19V18H17ZM32 19H33V17H32ZM49 19H52V18H49ZM191 19V20H192ZM201 19V18H200ZM207 19V18H206ZM209 19V18H208ZM254 19V18H253ZM260 19H262V20H264V16H262V18L260 17ZM37 20V19H36ZM47 20V19H46ZM46 20H44L43 19V21H46ZM78 20H79V18H78ZM81 20V19H80ZM90 20H92V19H90ZM178 20V19H177ZM193 20L191 21V22H193ZM201 20H203V19H201ZM21 21V22H20ZM22 21H23V23H22ZM30 21V20H29ZM42 21V20H41ZM74 22H75V20H73ZM94 21V20H93ZM98 21V20H97ZM198 21H200V20H198ZM18 22H20L21 23V25H24V27H22L21 25H20V23H18ZM34 22H35V20H34ZM40 22V21H39ZM71 22H72V20H71ZM77 22V21H76ZM95 22V21H94ZM133 22V21H132ZM153 22V21H152ZM178 22V21H177ZM201 22V21H200ZM200 22H198V26H200L201 27V25H202V23H204V22H202V23H200ZM207 22V21H206ZM254 22V21H253ZM257 22V21H256ZM260 22H262V21H260ZM31 23V22H30ZM36 23V22H35ZM38 23V22H37ZM43 23V22H42ZM47 23V22H46ZM51 23V22H50ZM79 23V22H78ZM81 23V22H80ZM78 24V25H81V24ZM83 23V22H82ZM85 23H87V22H85ZM91 23V22H90ZM149 23V22H148ZM199 23H200V25H199ZM251 23H252V21H251ZM49 24V23H48ZM54 24H55V22H54ZM54 24H53V26H54ZM76 24V23H75ZM98 24V23H97ZM176 24V23H175ZM250 24V23H249ZM261 24V23H260ZM32 25V24H31ZM36 25V28L38 27L37 26V24H35ZM43 25H45V23L43 24ZM50 25V24H49ZM48 25V26H49ZM77 25V26H78ZM177 25V24H176ZM204 25V24H203ZM253 25H254V23H253ZM55 26H54V28H55ZM125 26H127V25H125ZM124 26V27H125ZM137 26V25H136ZM147 26V25H146ZM148 26H149V24H148ZM196 26H197V24H196ZM206 26V25H205ZM248 26V25H247ZM256 26V25H255ZM27 27V26H26ZM41 27H42V24H41ZM50 27V26H49ZM79 27H81V26H79ZM78 27V28H79ZM86 27V26H85ZM97 27V26H96ZM128 27V26H127ZM132 27V26H131ZM204 27V26H203ZM249 27H250V25H249ZM252 27V26H251ZM30 28V27H29ZM44 28V27H43ZM52 28V27H51ZM101 28H103L102 26H101ZM47 29V28H46ZM82 29V28H81ZM87 29H89V27L87 28ZM86 29V30H87ZM92 29V28H91ZM90 29V30H91ZM132 29H133V27H132ZM142 29V28H141ZM150 29V28H149ZM148 29V30H149ZM258 29V28H257ZM24 30V31H23ZM80 30V29H79ZM96 30V29H95ZM103 30V29H102ZM139 30V29H138ZM153 30V29H152ZM259 30V29H258ZM41 31V30H40ZM48 31V30H47ZM56 31V30H55ZM88 31V30H87ZM99 31H100V29H99ZM142 31V30H141ZM155 31V30H154ZM22 32V33H21ZM36 32V33H35ZM42 32V31H41ZM52 32V31H51ZM80 32V31H79ZM89 32V31H88ZM98 32V31H97ZM25 33V34H24ZM49 33V32H48ZM47 33V34H48ZM82 33V32H81ZM84 33V32H83ZM134 33V32H133ZM146 33V32H145ZM45 34V33H44ZM58 33H56V35H57ZM89 34V33H88ZM91 34H93V33H91ZM100 34V33H99ZM108 34V33H107ZM129 34H130V32H129ZM259 34V33H258ZM51 35V34H50ZM152 34H150V36H151ZM239 35V34H238ZM23 36V38L21 39V37ZM46 36V35H45ZM59 36H61V35H59ZM59 36H58V39H59ZM62 36V38H64L62 41H61V39H59V42H58V40L56 39V41H57V43L59 44V43H61V45H62V42H65L64 44L66 45V43L67 42H69V41H65V40H67V39H69V37H67V36H65V37H63ZM70 37H71V35H69ZM73 36V35H72ZM83 36V35H82ZM94 36H96V35H94ZM94 36H92V38L94 37ZM107 36V35H106ZM48 37V36H47ZM51 37H53L52 35H51ZM76 37V36H75ZM74 37V38H75ZM86 37V36H85ZM89 37V36H88ZM99 37H100V35H99ZM98 37V38H99ZM142 37V36H141ZM239 37V36H238ZM50 38V37H49ZM48 38V39H49ZM79 38V37H78ZM77 38V39H78ZM102 38V37H101ZM117 38V37H116ZM144 38V37H143ZM242 38V37H241ZM94 39V38H93ZM93 39H91V40H93ZM96 39H97V36H96ZM95 39V40H96ZM130 39V38H129ZM74 40V39H73ZM87 41H88V39H86ZM94 40V41H95ZM254 40V39H253ZM76 41V40H75ZM126 41V40H125ZM144 41V40H143ZM142 41V42H143ZM150 41V40H149ZM80 42V41H79ZM85 42V41H84ZM98 42V41H97ZM103 42V41H102ZM104 42H105V40H104ZM128 42H129V40H128ZM139 42V41H138ZM142 42H140V45L139 46H137V45H135V46H137L136 48H135V51H136V49L138 50V49H141L142 47H143V44L144 43H142ZM54 43V42H53ZM56 43V42H55ZM56 43V44H57ZM72 43V40H71V42H69V44H71ZM94 43V42H93ZM92 43V44H93ZM125 43V42H124ZM248 43V42H247ZM56 44H53V45H56ZM57 44V45H58ZM78 44V43H77ZM103 44H105V43H103ZM102 44V45H103ZM136 44V43H135ZM146 44V43H145ZM144 44V45H145ZM253 44L255 45V44H257V42L255 43V42H253ZM260 44H262V43H260ZM49 45V46H48ZM72 45V44H71ZM119 45V44H118ZM120 45H122V44H120ZM128 45V44H127ZM148 45V44H147ZM252 45V44H251ZM63 46V45H62ZM89 46V45H88ZM91 46V45H90ZM131 46H132V44H131ZM170 46V45H169ZM245 46V45H244ZM30 47V48H31ZM57 48H58V46H56ZM60 47V46H59ZM65 46H63V48H64ZM92 47V46H91ZM98 47H101V45L100 46H98ZM121 47H125V46H121ZM141 47V48H140ZM173 47V45L171 46V48ZM259 47V46H258ZM257 46H256V48H258ZM95 48V47H94ZM130 48V47H129ZM246 48V47H245ZM248 48V47H247ZM262 48V47H261ZM260 48V49H261ZM24 49V50H25ZM52 49H54L53 50V52H52ZM97 49V48H96ZM99 49V48H98ZM172 49H174V48H172ZM251 49V48H250ZM28 50V49H27ZM60 50H61V48H60ZM91 50V49H90ZM106 50V49H105ZM114 50H115V48H114ZM133 50V49H132ZM131 50V51H132ZM175 50H177V49H175ZM26 51V50H25ZM52 53H51V52ZM124 51H126V50H124ZM123 51V52H124ZM148 51V50H147ZM174 51V50H173ZM178 51H180V50H178ZM245 51H246V49H245ZM252 51V50H251ZM254 51H255V49H254ZM257 52H258V60L256 59V61H259L260 59H261V61L262 60H264V51H258V50H256ZM28 52V51H27ZM98 52V51H97ZM102 52V51H101ZM120 52V51H119ZM137 52V51H136ZM143 52V51H142ZM149 52V51H148ZM91 53V52H90ZM104 53V52H103ZM115 53V52H114ZM121 53V52H120ZM150 53V52H149ZM244 53V52H243ZM246 53V52H245ZM256 53V52H255ZM35 54V53H34ZM34 54H33V56H34ZM99 54V53H98ZM97 54V55H98ZM141 54V53H140ZM144 54V53H143ZM173 54V53H172ZM205 54H207V53H205ZM27 55V54H26ZM64 55V54H63ZM94 55V54H93ZM104 55H107V54H104ZM146 55V54H145ZM148 55V54H147ZM177 55V54H176ZM179 55V54H178ZM241 55H243V54H241ZM100 56H101V54H100ZM108 56V55H107ZM112 56V55H111ZM124 56V55H123ZM121 57L122 58V60H123V58H125V57ZM126 56V55H125ZM136 56H138V55H136ZM141 56H142V54H141ZM154 56V55H153ZM165 56H168V55H165ZM165 56H163L164 58L163 59H165L166 57ZM170 56V55H169ZM168 56V57H169ZM181 56V55H180ZM210 56H211V54H210ZM214 56V55H213ZM36 57V56H35ZM37 57H39V55L37 56ZM95 57V56H94ZM93 57V58H94ZM143 57V56H142ZM161 57V56H160ZM173 57V56H172ZM174 57H175V55H174ZM177 57H179V56H177ZM242 57V56H241ZM101 58V57H100ZM103 58V57H102ZM106 58H110V57H106ZM135 58V57H134ZM146 58V57H145ZM150 58V57H149ZM205 58V57H204ZM204 58H203V60H204ZM97 59H99V56H98V58ZM136 59V58H135ZM147 59H148V57H147ZM168 59V60H167ZM167 59H165V61L164 62H166V60L167 61H170V63L171 64H173V66H174V60L172 59V58H167ZM181 59H183V58H181ZM210 59H212V58H210ZM210 59H208V60H210ZM250 59V58H249ZM102 60V59H101ZM110 60V59H109ZM108 60V61H109ZM116 60V59H115ZM114 60V61H115ZM121 59H117V61H120ZM125 60V59H124ZM128 60H129V58L127 57V62H128ZM132 60H134V59H132ZM149 60V59H148ZM178 60V59H177ZM202 60V58L200 59V61ZM238 60V59H237ZM254 60H255V58H254ZM30 61V60H29ZM90 61V60H89ZM126 61V60H125ZM144 61V60H143ZM143 61H142V63H143ZM154 61V60H153ZM199 61V60H198ZM215 61V60H214ZM253 61V60H252ZM33 62V61H32ZM91 63H92V65L91 66H93V67H91V69L92 68H94L95 69V67H94V61H90ZM126 62V63H127ZM129 62H130V60H129ZM128 62V63H129ZM152 62V61H151ZM159 62V61H158ZM179 62V61H178ZM181 62V61H180ZM204 62H205V60H204ZM204 62H202V63H204ZM236 62V61H235ZM22 63H24V62H22ZM26 63V62H25ZM36 63V62H35ZM63 63V62H62ZM87 64L89 63V62H86ZM95 63H97V62H95ZM109 64H110V62H108ZM131 63V62H130ZM167 63V62H166ZM169 63V62H168ZM176 63V62H175ZM209 63H211V61L209 62ZM214 63H216V62H214ZM259 63V62H258ZM33 64V63H32ZM58 64V65H57ZM64 64V63H63ZM62 64V65H63ZM70 64H72V63H70ZM80 64V63H79ZM78 64V65H79ZM107 64V63H106ZM109 64H108V66H109ZM125 64V63H124ZM124 64H122V66L124 65ZM139 64V63H138ZM163 64H165V63H163ZM170 64V65H171ZM177 64V63H176ZM178 64H180V63H178ZM183 64V63H182ZM188 64V63H187ZM192 64V63H191ZM190 64V65H191ZM208 64V63H207ZM256 64V63H255ZM261 64V63H260ZM262 64H264V63H262ZM61 65V66H62ZM65 65V64H64ZM63 65V66H64ZM89 65V64H88ZM97 65V64H96ZM99 65V64H98ZM113 65V64H112ZM121 65V64H120ZM119 65V66H120ZM148 65V64H147ZM147 65H146V67H147ZM162 65V64H161ZM169 65V64H168ZM195 64H193V66H194ZM197 65V64H196ZM211 65V64H210ZM249 65V64H248ZM30 67H31V65H29ZM80 66V65H79ZM86 66V65H85ZM101 65H99V67H100ZM113 66H115V65H113ZM113 66H111V67H109V68H112ZM125 66V65H124ZM123 66V67H124ZM127 66V65H126ZM137 66V65H136ZM135 66V67H136ZM144 66V65H143ZM149 66V65H148ZM166 66V65H165ZM184 66H187V65H184ZM205 66H207V65H205ZM213 66V65H212ZM26 67V66H25ZM76 67V66H75ZM74 67V68H75ZM88 67V66H87ZM121 67V66H120ZM134 67V66H133ZM158 67H159V65H158ZM164 67V66H163ZM167 67V66H166ZM175 67V66H174ZM173 67V68H174ZM178 67V66H177ZM180 67H182L181 65H180ZM189 67V66H188ZM207 67H209V65L207 66ZM207 67H204V68H207ZM217 67V66H216ZM262 67V66H261ZM16 68V69H17ZM36 68V67H35ZM39 68V67H38ZM42 68V67H41ZM48 68V67H47ZM86 68V67H85ZM141 68H143V67H141ZM140 68V69H141ZM162 68V67H161ZM160 68V69H161ZM169 68V67H168ZM179 68V67H178ZM177 68V69H178ZM192 68V67H191ZM201 68H203V67H201ZM222 68V67H221ZM236 67H234V69H235ZM247 68H249V67H247ZM255 68H256V65H255ZM16 69H14L15 71H17L18 72V70H16ZM31 69V68H30ZM44 69V68H43ZM42 69V70H43ZM60 69H63V67L62 68H60ZM121 69V68H120ZM126 69V68H125ZM133 69V68H132ZM131 69V70H132ZM134 69H136V68H134ZM160 69L158 70V71H160ZM170 70L172 69V66H171V68H169ZM213 69H215V68H213ZM224 69V68H223ZM257 69V68H256ZM256 69H255V71H256ZM259 69V68H258ZM50 70V69H49ZM116 71H118L117 69H115ZM124 70V69H123ZM122 70V71H123ZM175 70V69H174ZM179 70V69H178ZM204 70V69H203ZM218 70V69H217ZM227 70V69H226ZM228 70H231V69H228ZM247 70V69H246ZM5 71H7V70H5ZM11 71V70H10ZM13 71V70H12ZM26 70L24 69V72H25ZM28 71V70H27ZM32 71H33V69H32ZM39 71H41V70H39ZM53 71H54V69H53ZM55 71H57V70H55ZM54 71V72H55ZM61 71V70H60ZM59 71V72H60ZM66 70H64V72H65ZM76 71V70H75ZM83 71V70H82ZM109 71V70H108ZM113 71V70H112ZM121 71V70H120ZM119 71V72H120ZM126 71V70H125ZM128 71V74L129 75H131L130 73H129V70H127ZM135 71V70H134ZM134 71H132L133 73H134ZM144 71H146V70H144ZM155 71V70H154ZM167 71V70H166ZM184 71H186L187 72V70H184ZM205 71V70H204ZM203 71V72H204ZM207 71H208V68H207ZM214 71V70H213ZM251 71V70H250ZM253 71V70H252ZM50 72V71H49ZM58 72V71H57ZM63 72V76H65L64 73ZM70 72V71H69ZM94 72V71H93ZM110 72H111V70H110ZM109 72V73H110ZM162 72V71H161ZM186 72H182V73H185L186 74ZM193 72V71H192ZM198 72H200V71H198ZM217 72H220V71H217ZM217 72H215V73H217ZM224 72V71H223ZM226 72V71H225ZM245 72V71H244ZM249 72V71H248ZM254 72V71H253ZM257 72V71H256ZM12 73V72H11ZM14 73V72H13ZM16 73V72H15ZM39 73V72H38ZM61 73V72H60ZM59 73V74H60ZM72 73V72H71ZM80 73V72H79ZM90 73V72H89ZM101 73V72H100ZM115 73V72H114ZM124 73V72H123ZM132 73V74H133ZM138 73V72H137ZM142 73H143V71H142ZM152 73H154V72H152ZM155 73H156V71H155ZM172 73V72H171ZM176 73V72H175ZM181 73V72H180ZM180 73H179V75H180ZM191 73V72H190ZM211 72H209V74H210ZM214 73V72H213ZM243 73V72H242ZM249 73H251V72H249ZM4 74V73H3ZM40 74V73H39ZM43 74V73H42ZM49 74V73H48ZM56 74V73H55ZM94 74V73H93ZM98 74H99V72H98ZM103 74H104V72H103ZM102 74V76H104ZM127 74V72H126V74H125V77H126V75H128ZM135 74V73H134ZM139 74V73H138ZM141 74V73H140ZM158 74H160V73H158ZM164 74H166V73H164ZM192 74V73H191ZM190 74V75H191ZM199 74H201V72L199 73ZM207 74V73H206ZM205 74V75H206ZM228 74V73H227ZM231 74V73H230ZM237 74V73H236ZM253 74V73H252ZM251 74V75H252ZM11 75V74H10ZM44 75V74H43ZM42 75V76H43ZM91 75H92V73H91ZM95 75H96V70H95ZM107 75V74H106ZM110 75V74H109ZM109 75H107V77L109 76ZM121 75H123V74H121ZM137 74H135V76H136ZM142 75V74H141ZM157 75V74H156ZM161 75V74H160ZM169 75V74H168ZM182 75H184V74H182ZM188 75H189V73H188ZM196 75V74H195ZM204 75V76H205ZM212 75V74H211ZM217 75V74H216ZM222 75V74H221ZM244 75V74H243ZM14 76H16L15 74H14ZM24 76V75H23ZM34 76V75H33ZM39 76V75H38ZM41 76V77H42ZM54 76V77H53ZM57 76H60V75H57ZM73 76V75H72ZM77 76V75H76ZM80 76V75H79ZM98 76V75H97ZM110 76H112V75H110ZM119 76V75H118ZM133 76V75H132ZM145 76V75H144ZM163 77L165 76L166 77V75H162ZM170 76L172 77L173 76V74L171 75L170 74ZM169 76V77H170ZM177 76V75H176ZM197 76V75H196ZM215 76V75H214ZM220 76V75H219ZM248 76V75H247ZM1 77H3L2 75H1ZM5 77V76H4ZM11 77H12V75H11ZM21 77H22V75H21ZM50 77H52V78H50L49 79V82L47 81V86L45 85V87H43L44 89H47V87H50V84H51V87L53 86V82H54V79H55V75H50ZM81 77V76H80ZM90 77V76H89ZM100 77H101V75H100ZM117 77V76H116ZM152 77V76H151ZM168 77V76H167ZM170 77V78H171ZM184 77H185V75H184ZM202 77V76H201ZM207 77V76H206ZM212 77V76H211ZM218 77V76H217ZM221 77H223V76H221ZM245 77V76H244ZM258 77H259V74H258ZM43 78V77H42ZM46 78V77H45ZM64 78H66V76L64 77ZM74 78V77H73ZM82 78V77H81ZM93 78H94V76H93ZM102 78V77H101ZM104 78H105V76H104ZM110 78V77H109ZM127 78H129V77H126V79ZM137 78H138V76H137ZM137 78H135L136 80H137ZM144 78V77H143ZM156 78V77H155ZM189 78V77H188ZM191 78H194V77H192L191 76ZM209 78V77H208ZM207 78V79H208ZM216 78V77H215ZM8 79V82L7 81H5V80H0L1 82H0V86L1 87H7V90H9V91H11L12 89V91H14L13 93H15L16 94V96H17V91H19L18 90V88L17 87H19L21 84L19 83L20 81H17V80H14V79H17V77L15 78V77H13L12 78V80L10 79L9 80V77L7 78ZM26 79V78H25ZM36 79H38V78H36ZM56 79H57V77H56ZM55 79V80H56ZM59 79V78H58ZM61 79V78H60ZM70 79H72L71 78V76H70ZM115 79V78H114ZM113 79V80H114ZM125 79V78H124ZM124 79H123V81H124ZM131 79H133V77H131ZM147 79V78H146ZM173 79V78H172ZM186 79V78H185ZM184 78H183V80H185ZM190 79V78H189ZM196 79V78H195ZM247 79V78H246ZM23 80V82H25L26 80H24V79H22ZM53 80V81H52ZM82 80V79H81ZM109 80V79H108ZM111 80V79H110ZM109 80V81H110ZM116 80H117V78H116ZM115 80V81H116ZM145 80V79H144ZM148 80V79H147ZM146 80V81H147ZM150 80V79H149ZM152 80V79H151ZM156 80V79H155ZM163 80V79H162ZM178 80H180V79H178ZM194 80V79H193ZM209 80V79H208ZM221 80H222V78H221ZM220 80V81H221ZM260 80V79H259ZM262 80V79H261ZM260 80V81H261ZM28 81V80H27ZM52 81V82H51ZM66 81H70V80H66ZM72 81V80H71ZM77 81H78V79H77ZM90 81V80H89ZM118 81V80H117ZM131 81V80H130ZM129 81V82H130ZM135 81V80H134ZM139 81H141V80H139ZM145 81V82H146ZM158 81V80H157ZM166 81V80H165ZM173 81V80H172ZM191 81H192V79H191ZM205 81V80H204ZM248 81H249V79H248ZM247 81V82H248ZM253 81H255V82H257L256 80H251L250 82L252 83V84H254L253 83ZM262 81H264V80H262ZM261 81V82H262ZM22 82V81H21ZM33 82V81H32ZM95 82V81H94ZM103 82H104V80H103ZM106 82V81H105ZM113 82V81H112ZM127 82V81H126ZM125 81H124V83L125 84H127ZM148 82V81H147ZM151 82H154V80L153 81H151ZM162 82V81H161ZM167 82H169V81H167ZM174 83H176L175 81H173ZM188 83H189V81H187ZM195 83H196V81H194ZM222 82V81H221ZM249 82V83H250ZM259 82V81H258ZM257 82V83H258ZM40 83V82H39ZM38 83V84H39ZM54 83H57V82H54ZM66 83V82H65ZM115 83H117V82H115ZM124 83L122 82V84L124 85ZM130 83H134V82H130ZM138 83V82H137ZM142 83V82H141ZM157 83V82H156ZM181 83V82H180ZM192 83H193V81H192ZM199 83V82H198ZM197 83V84H198ZM201 83V82H200ZM204 83V82H203ZM223 83V82H222ZM250 83V84H251ZM61 84V83H60ZM72 84H74V83H72ZM78 84H80L81 85V83L78 81ZM78 84H74L73 85V90H78L77 89V87L79 88V85ZM122 84H121V86H122ZM136 84V83H135ZM140 84V83H139ZM146 84V83H145ZM154 84V83H153ZM158 84V83H157ZM157 84H156V86H157ZM163 84H167V83H163ZM168 84H170V83H168ZM167 84V85H168ZM184 84H186V83H184ZM204 84H207V83H204ZM203 84V85H204ZM212 84V83H211ZM210 84V85H211ZM215 84V83H214ZM219 84V83H218ZM224 85H225V83H223ZM251 84V85H252ZM256 84V83H255ZM57 85H59L58 83H57ZM67 85V84H66ZM71 85V84H70ZM105 85V84H104ZM112 85V84H111ZM133 85V84H132ZM131 85V86H132ZM148 85V84H147ZM146 85V86H147ZM174 85V84H173ZM176 85H178V84H176ZM192 85V84H191ZM200 85V84H199ZM202 85V84H201ZM61 86V85H60ZM65 86V85H64ZM85 86V85H84ZM117 86H120V85H117ZM120 86V87H121ZM125 86V85H124ZM141 86V85H140ZM140 86H135L136 88L137 87H140ZM152 86V84H150V87ZM154 86V85H153ZM159 86V85H158ZM175 86V85H174ZM180 86V85H179ZM195 86H196V84H195ZM208 86H209V84H208ZM217 86V85H216ZM219 86H222V85H219ZM236 86V85H235ZM248 86V85H247ZM256 87L255 88H257V90H258V88L259 89H261L262 90V88H264V84H262V86H261V83L259 84V85H255ZM8 87H9V89H8ZM31 87V86H30ZM40 87H41V85H40ZM58 87V86H57ZM67 87V86H66ZM86 87V86H85ZM96 87V86H95ZM108 87V86H107ZM126 88H129L130 90H133L132 89V87H130V85H126L125 86ZM148 87V86H147ZM160 87V86H159ZM172 87V86H171ZM190 86L188 85V88H189ZM199 87V86H198ZM198 87H197V89H198ZM239 87H241L242 88V85L241 86H239ZM22 88V87H21ZM23 88H24V86H23ZM32 88V87H31ZM55 88H56V84H55ZM55 88H53V89H55ZM71 88V89H72ZM125 88V89H126ZM134 88V87H133ZM141 88H142V86H141ZM154 88V87H153ZM162 88V87H161ZM164 88V87H163ZM178 88V87H177ZM181 88V87H180ZM205 88V87H204ZM203 88V89H204ZM230 88V87H229ZM228 88V89H229ZM234 88V87H233ZM246 88V87H245ZM250 87H248V89H249ZM3 89V88H2ZM20 89V88H19ZM40 89V88H39ZM51 89V88H50ZM62 90L64 89V88H61ZM67 89H70V87H67ZM106 89V88H105ZM121 89V88H120ZM140 89V88H139ZM144 89V88H143ZM156 89V88H155ZM168 89V88H167ZM171 89V88H170ZM174 89H176V87L174 88ZM195 89V88H194ZM202 89V91H204L205 92V90H203ZM213 89V88H212ZM218 90H220L219 88H217ZM221 89H223V88H221ZM226 89V88H225ZM232 89V88H231ZM230 89V90H231ZM240 89V88H239ZM25 90V89H24ZM65 90V89H64ZM87 90H90V89H88L87 88ZM109 90V89H108ZM117 90V89H116ZM138 90V89H137ZM145 90V89H144ZM144 90H143V92L142 93H144ZM153 90V89H152ZM152 90H151V92H152ZM169 90V89H168ZM196 90V89H195ZM194 90V91H195ZM207 90H209V88L207 89ZM224 90V89H223ZM230 90H228V91H230ZM233 90V89H232ZM231 90V91H232ZM242 90H243V88H242ZM254 90H256V89H252V90H250V91H253V94H255L254 93ZM256 90V91H257ZM260 90V91H261ZM1 91V90H0ZM4 91V90H3ZM30 91V90H29ZM37 91H41V90H37ZM37 91L35 92V93H37ZM57 91V90H56ZM75 91V92H76ZM102 91V90H101ZM101 91L98 89L96 92H94L95 94H93V93H91V95H90V97H92V99H94L95 97H96V94L98 95V94H100L101 95ZM104 91V90H103ZM127 91V90H126ZM134 91H135V88H134ZM146 91H147V89H146ZM157 91V90H156ZM161 91V89L159 90V92ZM164 91V90H163ZM175 91V90H174ZM178 91V90H177ZM184 90L182 89V92H183ZM187 91V90H186ZM193 91V92H194ZM201 91V90H200ZM240 91V90H239ZM248 91V90H247ZM249 91V93H251ZM255 91V92H256ZM24 91H22V93H23ZM42 92V94H43V90L41 91ZM55 92V91H54ZM53 92V93H54ZM59 92V91H58ZM67 93V91H64V93ZM78 92H80V91H78ZM77 92V93H78ZM84 92H85V90H84ZM87 92V91H86ZM118 92V91H117ZM138 92V91H137ZM140 92V91H139ZM149 92V91H148ZM165 92V91H164ZM179 92H180V90H179ZM181 92V93H182ZM190 92V91H189ZM208 92V91H207ZM210 92H212V91H210ZM210 92H208V93H210ZM221 92V91H220ZM224 92H225V90H224ZM242 92V91H241ZM257 92H259V91H257ZM256 92V93H257ZM262 92V91H261ZM19 93V92H18ZM21 92H20V95L22 94ZM25 93H26V91H25ZM30 93V92H29ZM38 93H40V92H38ZM47 93V92H46ZM52 93V94H53ZM57 93V92H56ZM62 93V92H61ZM104 93V92H103ZM102 93V94H103ZM119 93V92H118ZM117 93V94H118ZM146 93V92H145ZM154 93H155V91H154ZM157 93V92H156ZM166 93V92H165ZM177 93V92H176ZM180 93V94H181ZM183 93H185V92H183ZM182 93V94H183ZM197 93H198V91H197ZM196 93V94H197ZM200 94H202L201 92H199ZM227 93V92H226ZM231 93H233V92H231ZM230 93V94H231ZM242 93H245V91L244 92H242ZM241 93V94H242ZM248 93V94H249ZM11 94V93H10ZM41 94V95H42ZM48 94V93H47ZM51 94V95H52ZM60 94V93H59ZM58 94V95H59ZM69 94H70V91H69ZM76 94V93H75ZM79 94V93H78ZM120 94V93H119ZM122 94V93H121ZM131 94H133V93H131ZM135 94V93H134ZM141 94V93H140ZM150 94V93H149ZM160 94V93H159ZM179 94V95H180ZM185 94H187V93H185ZM195 94V95H196ZM207 94V93H206ZM205 94V95H206ZM218 94V93H217ZM220 94V93H219ZM225 94V93H224ZM234 94V93H233ZM19 95V96H20ZM23 95V94H22ZM24 95H26V94H24ZM39 95V94H38ZM50 95V96H51ZM54 95V94H53ZM66 95V94H65ZM95 95V96H94ZM163 95H164V93H163ZM177 95V94H176ZM212 95V94H211ZM243 95V94H242ZM245 95V94H244ZM251 95H252V93H251ZM250 95V96H251ZM15 96V97H16ZM18 96V97H19ZM33 96V95H32ZM60 97H61V95H59ZM58 96V97H59ZM78 96H80V94L78 95ZM89 96V95H88ZM144 96H145V94H144ZM143 96V97H144ZM149 96V95H148ZM169 95L167 94L166 95V97H168ZM191 96H192V94H191ZM191 96H190V99H191ZM215 96V95H214ZM214 96L212 97V96H209L208 95V97H212V98H214ZM218 96V95H217ZM227 96V95H226ZM233 96V95H232ZM246 96V95H245ZM20 97H22V96H20ZM23 97H25V96H23ZM38 97V96H37ZM42 97H43V95L41 96V99H42ZM44 97H45V95H44ZM47 97V96H46ZM75 98L76 96H74V93H73V95H72V97L71 98ZM84 97V96H83ZM146 97V96H145ZM171 97V96H170ZM176 97V96H175ZM174 97V98H175ZM183 97H184V95H183ZM182 96H181V98H183ZM200 97V96H199ZM205 97V96H204ZM207 97V98H208ZM233 97H235V95L233 96ZM233 97H232V99H233ZM247 97H248V95H247ZM65 98V100L67 101V99H66V97H64ZM67 98H69V97H67ZM88 98V97H87ZM98 98H99V96H98ZM110 98H111V96H110ZM121 98V97H120ZM147 98V97H146ZM146 98H145V100H146ZM160 98V97H159ZM158 98V99H159ZM173 98V97H172ZM192 98H193V96H192ZM228 98V97H227ZM255 98V97H254ZM16 99V98H15ZM28 99V98H27ZM33 99V98H32ZM39 99V98H38ZM49 99V98H48ZM55 99H56V96H55ZM59 99V98H58ZM58 99L56 100V103L54 102V104H53V106L56 104V106L58 105ZM62 99V98H61ZM60 99V100H61ZM86 99V98H85ZM96 99H97V97H96ZM113 99V98H112ZM123 99V98H122ZM129 99V98H128ZM127 99V100H128ZM144 99V98H143ZM142 99V100H143ZM148 99V98H147ZM151 99V98H150ZM153 99V98H152ZM151 99V100H152ZM167 99H169V98H167ZM195 99V98H194ZM200 99V98H199ZM203 99V98H202ZM206 99V98H205ZM210 99V98H209ZM258 99H259V96H258ZM262 99H264V98H262ZM17 100V99H16ZM20 100V99H19ZM82 100V99H81ZM130 100V99H129ZM149 100V99H148ZM156 100V99H155ZM172 100V99H171ZM175 100V99H174ZM177 100V99H176ZM197 100V99H196ZM207 100V99H206ZM212 100V99H211ZM220 100V99H219ZM235 100V99H234ZM42 102H43V99L41 100ZM63 101V100H62ZM73 101H74V99H73ZM76 101V100H75ZM85 101V100H84ZM110 101V100H109ZM116 101H118V100H116ZM159 101H161V100H159ZM221 101V100H220ZM228 101V100H227ZM232 101V100H231ZM19 102H21V101H19ZM18 101H17V103H19ZM45 103L47 102V106L48 105H50V107L48 106H46V109H42L41 107H40V109L43 111H39L38 109H32V108H29V112L28 111H26V112H28L27 113V120L26 121H28L26 124H28V126H30V125H33V124H35V122H40L41 124V127L42 128H40L41 129V133L43 132V140H41L40 139V141H42V143H39L40 141H38L37 143V145H39L37 148L36 147H34L35 149H33L34 151L32 152H30L31 153V155H32V153H33V158H39L41 155H43L44 157L42 158V159H44L45 158V155L48 157V155L49 156H51V155H53L54 153H52V151L54 150V152H55V148H58V149H56V150H58V151H61V149H63V147L61 148V147H57L58 145V140H59V138H58V136H60V134H61V132L60 131H63V129L62 130H59V126L61 127V124L59 123V126H58V119H56L57 118V115H55L56 114V110H55V108L54 107H52L51 106V104L49 103L48 104V102H49V100L47 101V100H45L44 101ZM43 102V103H44ZM111 102V101H110ZM123 102H124V100H123ZM128 102V101H127ZM138 101H136L135 103H137ZM140 102H142L141 100H140ZM144 102V101H143ZM149 103H150V101H148ZM147 102V103H148ZM152 102V101H151ZM154 102H156V101H154ZM154 102H152V103H154ZM162 102V101H161ZM161 102H159V103H161ZM170 102V101H169ZM188 102V101H187ZM192 102V101H191ZM198 102V101H197ZM201 102V101H200ZM207 102H209L208 100H207ZM206 102V103H207ZM15 103V102H14ZM24 103V102H23ZM40 103V102H39ZM38 103V104H39ZM44 103V104H45ZM82 103V102H81ZM121 105H122V102H119ZM173 103V102H172ZM189 103V102H188ZM196 103V102H195ZM211 103H213V102H211ZM220 103V102H219ZM218 103V105H220L221 103H223V102H221L220 104ZM1 104V103H0ZM37 104V103H36ZM35 104V105H36ZM41 104V103H40ZM61 104V103H60ZM93 104V103H92ZM103 104H104V102H103ZM166 104V103H165ZM167 104H169V103H167ZM174 104V103H173ZM172 104V105H173ZM194 104V103H193ZM197 104V103H196ZM200 104V103H199ZM208 104V103H207ZM216 104V103H215ZM225 104V103H224ZM24 105H25V103H24ZM28 105V104H27ZM124 105V104H123ZM145 105V104H144ZM148 105V104H147ZM153 105V104H152ZM217 105V104H216ZM13 106H15L14 104H13ZM12 106V107H13ZM18 106V105H17ZM20 106V105H19ZM23 106V105H22ZM31 106V105H30ZM95 106V105H94ZM110 106H112V104L110 103ZM109 106V107H110ZM136 106V105H135ZM164 106H166V105H164ZM170 106V105H169ZM168 106V107H169ZM193 106H195V105H193ZM223 105H221L220 107H222ZM234 106V105H233ZM11 107V106H10ZM25 107V106H24ZM105 107V106H104ZM139 107V106H138ZM145 107H146V105H145ZM173 107V106H172ZM213 107V106H212ZM218 107V106H217ZM5 108V107H4ZM4 108H3V110H4ZM14 108V107H13ZM20 108H21V106H20ZM26 108V107H25ZM34 108H36V107H34ZM94 108V107H93ZM118 108H120V107H118ZM142 108V107H141ZM140 108V109H141ZM174 108H176V106L174 107ZM180 108V107H179ZM184 108V107H183ZM11 109V108H10ZM15 109V108H14ZM17 109H19V108H17ZM22 109V108H21ZM60 109V108H59ZM64 109V108H63ZM114 109V108H113ZM124 109V108H123ZM146 109V108H145ZM164 109V108H163ZM170 109L171 108H169L168 110L170 111ZM177 109V108H176ZM228 109V108H227ZM28 110V109H27ZM95 110V109H94ZM105 110V109H104ZM106 110H107V108H106ZM112 110V109H111ZM110 110V111H111ZM144 110V109H143ZM151 110V109H150ZM161 110V109H160ZM178 110H180V109H178ZM208 110V109H207ZM222 110V109H221ZM233 110V109H232ZM16 111H19V110H16ZM14 112V111H12L11 112V116H9L8 114H7V116H8V119H6V120H8L7 122H8V126L10 125V126H14V122H16L15 123V126H16V128H17V126L19 127L20 125L19 124H17V122L19 121V118L20 117H22L23 116V114H25V113H21V111H20V113L22 114V116L20 115V117L19 118H17L18 119V121H15V120H17V119H15L14 118V116L16 117V115L18 116L20 113H18V112ZM24 111V112H25ZM108 111H109V109H108ZM115 110H113V112H114ZM140 112L142 111V110H139ZM147 111H148V109H147ZM164 111V110H163ZM176 111V110H175ZM205 111V110H204ZM209 111V110H208ZM210 111H212V110H210ZM228 111H230V110H228ZM0 112H2V110H0ZM5 112V111H4ZM8 112V111H7ZM10 112V111H9ZM14 112V113H13ZM104 112H106V111H104ZM103 112V113H104ZM137 112V111H136ZM136 112H134V114L135 115H133L134 117V119H135V117L137 118V116H139L140 117V115H142V113L143 112H139V113H137L136 114ZM145 112V111H144ZM150 112H152V111H150ZM161 112H162V110H161ZM179 112V111H178ZM186 112V111H185ZM200 112H202V111H200ZM218 112V111H217ZM234 112V111H233ZM3 113V112H2ZM102 113V112H101ZM107 113V112H106ZM116 113V112H115ZM153 113V112H152ZM159 112H157V114H158ZM165 113V114H164ZM163 114L164 115H166V112H164ZM171 113V112H170ZM175 113V112H174ZM224 113H225V111H224ZM229 113V112H228ZM66 114V113H65ZM100 114V113H99ZM119 114V113H118ZM151 114V113H150ZM155 114V113H154ZM159 114H162V113H159ZM172 114V113H171ZM177 114H179V113H177ZM198 114H199V112H198ZM203 114V113H202ZM217 114V113H216ZM227 114V113H226ZM233 114V113H232ZM232 114H231V112H230V115L232 116ZM2 115H5V117L7 118V116H6V113H4V114H2ZM1 115V116H2ZM26 115V114H25ZM24 115V116H25ZM62 115H63V113H62ZM61 115V116H62ZM112 115V114H111ZM121 115V114H120ZM163 115V116H164ZM200 115H201V113H200ZM211 115V114H210ZM213 115V114H212ZM211 115V116H212ZM215 115V114H214ZM234 115V114H233ZM245 115V114H244ZM55 116H56V118H55ZM116 116V115H115ZM143 116V115H142ZM158 116H160V115H158ZM158 116H157V118H158ZM162 116V115H161ZM169 116V115H168ZM182 116V115H181ZM184 116H185V114H184ZM227 116V115H226ZM228 116H229V114H228ZM262 116V115H261ZM59 117V116H58ZM123 117V116H122ZM126 117V116H125ZM164 117H166V118H168L167 116H164ZM183 117V116H182ZM206 117V116H205ZM204 117V118H205ZM208 117V116H207ZM206 117V118H207ZM216 117V116H215ZM241 117V116H240ZM260 117V116H259ZM1 118V117H0ZM2 118H4L3 116H2ZM22 118H24V117H22ZM29 118H30V120L32 121V122H29ZM64 118H65V116H64ZM109 118V117H108ZM111 118V117H110ZM121 118V117H120ZM130 118V117H129ZM131 118H132V116H131ZM132 118V119H133ZM143 118V117H142ZM230 118V117H229ZM243 118V117H242ZM247 118H248V116H247ZM15 119V120H14ZM127 119H128V117H127ZM132 119H130V120H132ZM139 119V118H138ZM144 119V118H143ZM148 119V118H147ZM146 119V120H147ZM153 119V118H152ZM155 119V118H154ZM169 119V118H168ZM237 119V118H236ZM239 119H241V118H239ZM1 120H5V118L4 119H1ZM25 119H23V121H24ZM57 120V121H56ZM59 120H61L60 118H59ZM129 120V119H128ZM145 120V119H144ZM144 120H142L143 121V123H144ZM156 120V119H155ZM160 119H158V121H159ZM162 120V119H161ZM210 120V119H209ZM219 120V119H218ZM238 120V119H237ZM236 120V121H237ZM253 120V121H252ZM252 120H251V117L249 118V121H250V125H247V124H245L246 126H250V129H254V132H253V129H252V131H250L249 130V128H247L246 126V129H248L249 131H243V130H241L242 132H239L238 134H240V136L241 137H239V135L237 134V133H233V135L231 134V143H229L230 145H231V148H229L228 146V148L230 149V150H228V152L226 151V153H225V155H224V159H223V161H222V157L220 158L221 159V161L216 165V164H213V165H216V166H214V168L215 169H212V170H215V171H213V173L215 172V174H213V175H217V177L220 179V181H219V183L217 184V186L216 187H213L212 185H211V187H210V193H211V196H208V202H206V201H204V203H207L208 205H203V207H202V205H201V208H203V210H204V213H202L203 212V210L202 209H200V210H202V212H200V214L197 212V214H193L194 212V210L195 209H191V207H189L191 210H189V218L187 219L188 220V222L186 223V225H185V223H184V233H186V235L187 234H189L190 235V233H188L190 230V232H192L193 231V229L195 230L196 228H198V227H200V229H211V228H213L214 230L217 228V229H220L219 231H217V233H215V237H216V240H217V238L219 239V241H217L218 243H216V245H215V247L213 248L212 247V250H211V252H212V254H209V255H211V256H213V257H217L218 256V254L219 253H224L226 250H228V254L227 255H229V253H231L229 256H227L226 258H224L225 260L226 259H229V260H233V258H235L234 259V261L235 260H237V261H235V264H264V119H260V120H258L257 118H256V120H255V117L253 118L252 117ZM123 121V120H122ZM133 121V120H132ZM135 121H137V120H135ZM152 121V120H151ZM211 121H213V120H211ZM210 121V122H211ZM227 121V120H226ZM236 121H234V122H236ZM239 121V120H238ZM240 121H242L243 122V120L241 119ZM245 121V120H244ZM249 121L247 120V122L249 123ZM5 122V121H4ZM61 122V121H60ZM153 122V121H152ZM163 122V121H162ZM232 122V121H231ZM3 123V122H2ZM6 123V122H5ZM5 123H3V125L2 124H0V126H4V125H6ZM29 123H31L30 125H29ZM33 123V124H32ZM64 123V122H63ZM62 123V124H63ZM112 123H114V121L112 122ZM124 123H125V121H124ZM134 123V122H133ZM138 123V122H137ZM136 123V124H137ZM140 123V122H139ZM147 123H148V121H147ZM165 123V122H164ZM189 123H191V122H189ZM194 123V122H193ZM227 123V122H226ZM226 123H223V125L224 124H226ZM229 123V122H228ZM25 123H23V125H24ZM26 124H25V126H26ZM119 124V123H118ZM141 124H142V122H141ZM151 124V123H150ZM233 124V123H232ZM23 125H21V126H23ZM38 125V124H37ZM67 125V124H66ZM114 125V124H113ZM131 125V124H130ZM135 125V124H134ZM158 125V124H157ZM191 125V124H190ZM205 125V124H204ZM207 125V124H206ZM7 126V125H6ZM7 126V127H8ZM28 126H26L27 128H28ZM36 125H33V126H31L30 128V130H32V127H35ZM58 126V127H57ZM63 126H65V125H63ZM121 126V125H120ZM125 126V125H124ZM129 126V125H128ZM188 126H189V124H188ZM196 126V125H195ZM212 126V125H211ZM210 126V127H211ZM227 126V125H226ZM231 126V125H230ZM5 127V126H4ZM24 127V126H23ZM25 127V128H26ZM138 127V126H137ZM148 128L149 127H151V126H147ZM206 127V126H205ZM209 127V128H210ZM252 127V128H251ZM24 128V129H25ZM37 128V127H36ZM64 128V127H63ZM122 128V127H121ZM152 128V127H151ZM155 128V127H154ZM235 128V127H234ZM241 128V127H240ZM2 129V127L0 128V130ZM6 129H9V128H6ZM12 129V128H11ZM10 129V130H11ZM20 129V128H19ZM34 130H35V128H33ZM38 129V128H37ZM36 129V130H37ZM43 129V130H42ZM118 129V128H117ZM133 129V128H132ZM134 129H135V126H134ZM150 129V128H149ZM228 129V128H227ZM232 129V128H231ZM239 129V128H238ZM242 129H244V128H242ZM245 129V130H246ZM14 129H12L11 131H9L10 133H5V134H7V135H5L4 137H3V134H1L0 135V137L2 136V139L1 140H4V143L3 142H0L1 144H0V147H1V145H2V147H1V149H4L6 146V144L5 143H7L8 142V144H10V143H16V142H18L19 140H20V136L22 135H19L18 133H17V135H16V133H14V131L16 130H14ZM18 130V129H17ZM33 130V131H34ZM36 130L33 132V131H23L22 133L24 134V132L26 133V134H24V136L26 135V136H28V134H30L31 133V136H32V134L34 133L35 135L36 134H39V135H41L40 133H38L39 131L37 130V133H36ZM64 130H66V129H64ZM111 130V129H110ZM146 130V129H145ZM154 130V129H153ZM190 130V129H189ZM194 130V129H193ZM197 130V129H196ZM199 130H200V128H199ZM223 130V129H222ZM235 129H233V131H234ZM3 131V130H2ZM5 131H7V130H5ZM67 131V130H66ZM117 131H119V129L117 130ZM137 131V133H138V130H136ZM150 131L152 132V130L150 129ZM204 131H206V130H204ZM1 132V131H0ZM16 132V131H15ZM30 132V133H29ZM120 132V131H119ZM142 132V131H141ZM187 132V131H186ZM192 132V131H191ZM197 132V131H196ZM215 132V131H214ZM217 132V131H216ZM219 132V131H218ZM224 132V131H223ZM229 132L230 131H228L227 133L229 134ZM245 132V133H244ZM2 133V132H1ZM55 133L56 134H59L58 136L57 135H55ZM112 133V132H111ZM190 133V132H189ZM203 133V132H202ZM220 133V132H219ZM222 133V132H221ZM243 133V134H242ZM33 134V135H34ZM66 134V133H65ZM140 134V133H139ZM187 134V133H186ZM199 134V133H198ZM235 134H237L238 136H235ZM19 135V136H18ZM66 135H68V134H66ZM65 135V136H66ZM124 135V134H123ZM188 135V134H187ZM195 135V134H194ZM212 135V134H211ZM211 135H209V136H211ZM215 135V134H214ZM223 135H224V133H223ZM23 135H22V137H24ZM54 136H55V138L57 137V141H52V140H55V139H53L54 138ZM64 136V135H63ZM122 135H120V137H121ZM128 136V135H127ZM134 136H136V135H134ZM152 136V135H151ZM199 136V135H198ZM204 136V135H203ZM221 136V135H220ZM256 136V137H255ZM19 137V138H18ZM42 137V136H41ZM60 137H62V136H60ZM125 137V136H124ZM138 137H140V136H138ZM183 137V136H182ZM195 137V136H194ZM202 137V136H201ZM213 137V136H212ZM237 137H239V139H241V141H245L246 142V140L247 141H250V145H251V148L253 149V153H254V151H255V153H256V155H255V153H254V159L253 158H250V159H246L248 162H244V164H243V167H242V165L239 163L240 161H237L238 160V158L240 157V156H238V158H235V160H234V156L237 154V153H239L238 152V150L240 149L241 150V143H244V141L243 142H241L240 144L239 143H237L236 141H237ZM255 137V138H254ZM4 138V139H3ZM136 138V137H135ZM134 138V139H135ZM188 138V137H187ZM192 138V137H191ZM198 138V137H197ZM230 138H229V140H230ZM254 138V139H253ZM28 139V138H27ZM36 139V138H35ZM37 139H39V138H37ZM61 139V138H60ZM67 139H69V138H67ZM122 139H123V137H122ZM147 139V138H146ZM195 139V138H194ZM218 139H221V138H218ZM252 141H251V140ZM5 140H6V142H5ZM25 140V139H24ZM66 140V139H65ZM120 140V139H119ZM131 140H133V139H131ZM140 140V139H139ZM144 140H145V138H144ZM149 140V139H148ZM189 140V139H188ZM193 140V139H192ZM35 141V140H34ZM70 141V140H69ZM130 141V140H129ZM136 141H137V139H136ZM146 141V140H145ZM144 141V142H145ZM155 141V140H154ZM156 141H157V139H156ZM180 141H181V139H180ZM186 141V140H185ZM221 141V140H220ZM27 142V141H26ZM36 142V141H35ZM63 142V141H62ZM72 142V141H71ZM70 142V143H71ZM143 142V141H142ZM147 142V141H146ZM189 142V141H188ZM205 142H206V140H205ZM218 142V141H217ZM236 142V143H235ZM3 143V144H2ZM20 142H18V143H16V144H19ZM23 143V142H22ZM54 143H57L56 144V146H54L55 144ZM133 143H134V141H133ZM138 143H141L140 141H138ZM149 143H150V141H149ZM159 143V142H158ZM184 143V142H183ZM182 143V144H183ZM186 143V142H185ZM197 143V142H196ZM209 143V142H208ZM219 143V142H218ZM217 143V144H218ZM5 144V145H4ZM7 144V145H8ZM36 144V143H35ZM63 144V143H62ZM135 144V143H134ZM143 144V143H142ZM144 144H146V143H144ZM210 144V143H209ZM247 144V143H246ZM248 144V145H249ZM12 145V144H11ZM30 145V144H29ZM64 145H66V144H64ZM70 145V144H69ZM147 145H148V143H147ZM184 145V144H183ZM190 145V144H189ZM195 145H197V144H195ZM213 145V144H212ZM239 145L241 146V147H239ZM243 145V144H242ZM3 146H4V148H3ZM10 146V145H9ZM8 146V147H9ZM14 146H16V145H14ZM19 146V145H18ZM18 146H16V147H18ZM22 146V145H21ZM27 146V145H26ZM36 146V145H35ZM152 146V145H151ZM150 146V147H151ZM186 146V145H185ZM207 143H204V144H202V143H199L198 144V146H196V147H194L195 149H206L207 148ZM210 146V145H209ZM12 147V146H11ZM23 147V146H22ZM53 147H55L54 149H53ZM215 147V146H214ZM244 147H245V145H244ZM26 148V147H25ZM28 148V147H27ZM59 148H60V150H59ZM149 148V147H148ZM0 149V150H1ZM9 149V148H8ZM32 149V148H31ZM186 149V148H185ZM188 149V148H187ZM190 149V148H189ZM226 149V148H225ZM246 149V148H245ZM244 149V150H245ZM21 150V149H20ZM22 150H23V148H22ZM227 150V149H226ZM239 150V151H240ZM12 151V150H11ZM15 151V150H14ZM17 151H19L18 149H17ZM175 151V150H174ZM186 151V150H185ZM189 151V150H188ZM191 151V150H190ZM195 151V150H194ZM207 151V149L205 150V152ZM250 151V150H249ZM1 153H0V155H2L3 156V154H2V152H3V150H1L0 151ZM6 152V151H5ZM8 153H9V151H7ZM25 152V151H24ZM149 152V151H148ZM154 152H155V150H154ZM191 152H193V151H191ZM190 152V153H191ZM200 152H201V150H200ZM199 152V153H200ZM208 152V151H207ZM4 153V152H3ZM8 153H6V154H8ZM18 153V152H17ZM52 153V154H51ZM153 153V152H152ZM175 153V152H174ZM203 153V152H202ZM240 153H241V151H240ZM243 153V152H242ZM12 154V153H11ZM10 154V155H11ZM21 153H19L18 155H20ZM149 154V153H148ZM147 154V155H148ZM151 154V153H150ZM193 154V153H192ZM196 154H198V153H196ZM195 154V155H196ZM205 154V153H204ZM207 154V153H206ZM224 154V153H223ZM247 154H248V152H247ZM14 155V154H13ZM12 155V156H13ZM186 155V154H185ZM22 156V155H21ZM20 156V157H21ZM57 156V155H56ZM152 156V155H151ZM160 157H161V155H159ZM189 156V155H188ZM220 156H223V155H220ZM248 156V155H247ZM255 156H256V158H255ZM259 156V157H258ZM4 157V156H3ZM14 157H16V156H14ZM26 157H27V153H26ZM42 157V156H41ZM40 157V158H41ZM46 157V159H48ZM62 157V156H61ZM191 157V156H190ZM203 157V156H202ZM236 157H237V155H236ZM2 158V157H1ZM6 158V157H5ZM51 158V157H50ZM55 158V157H54ZM197 158V157H196ZM248 158V157H247ZM11 159V158H10ZM27 159V158H26ZM34 160V161H36V162H38V160H40V159H38V160ZM46 159H44V160H46ZM61 159V158H60ZM155 159V158H154ZM187 159V158H186ZM191 159V158H190ZM241 159V158H240ZM242 159H244V158H242ZM241 159V160H242ZM252 159V160H251ZM9 160V159H8ZM19 160V159H18ZM18 160H16V164H17V161ZM54 160V159H53ZM56 160V159H55ZM188 160V159H187ZM187 160H185V161H187ZM218 160V159H217ZM245 160V159H244ZM12 161L14 162V158L12 159ZM28 161V160H27ZM26 161V162H27ZM31 161V160H30ZM42 160H40L39 162H41ZM168 161V160H167ZM185 161H183V162H185ZM213 161V160H212ZM4 162V161H3ZM8 162V161H7ZM144 162V161H143ZM160 162H162V160L160 161ZM166 162V161H165ZM218 162V161H217ZM239 163V165L241 166H239V168L238 169H235L236 167L235 166H237L238 165V163ZM23 163V162H22ZM21 163V164H22ZM149 163V162H148ZM147 163V168L148 167H150L151 166V164H148ZM157 163V162H156ZM180 163H182V162H180ZM215 163V162H214ZM237 163V164H236ZM35 164V163H34ZM37 164V163H36ZM54 164V163H53ZM142 164V163H141ZM161 164V163H160ZM163 164V163H162ZM182 164H184V163H182ZM6 165V164H5ZM12 165V164H11ZM9 166V168L11 167V168H13L12 166ZM55 165H57V164H55ZM158 165V164H157ZM179 165V164H178ZM212 165V166H213ZM7 166V165H6ZM22 166V165H21ZM26 166L27 167H24L23 169L25 170H23L24 171V173H27V170L28 169H26V168H28L29 166H30V164H29V166H28V164H26ZM31 166H33V165H31ZM35 166V165H34ZM37 166H38V164H37ZM47 166H49V165H47ZM51 166H53V165H51ZM155 166V165H154ZM164 166V165H163ZM174 166V165H173ZM5 166H2V167H0V180L2 181V179H1V176L3 175V174H9L10 172L7 170L8 168H6V170H5V168H4ZM19 167V166H18ZM39 167H40V164H39ZM42 167V166H41ZM50 167V166H49ZM157 167V166H156ZM176 167V166H175ZM181 167V166H180ZM180 167H177V168H179L180 169ZM15 168V167H14ZM31 168V167H30ZM45 168H46V166H45ZM145 168V167H144ZM151 168V167H150ZM160 168V167H159ZM181 168H183V167H181ZM186 168V167H185ZM213 168V167H212ZM34 169V168H33ZM32 169V170H33ZM48 169V168H47ZM179 169H175V174L177 175V177L178 176H182L181 174L183 173H181V170H179ZM186 169H188V168H186ZM10 170V169H9ZM12 170V169H11ZM19 170V169H18ZM31 170V169H30ZM38 170V169H37ZM43 170V169H42ZM139 170H140V168H139ZM151 170V169H150ZM159 170V169H158ZM163 170V169H162ZM174 170V169H173ZM184 170V169H183ZM13 171H14V169H13ZM12 171V172H13ZM16 171V170H15ZM20 171V170H19ZM34 171V170H33ZM36 171V170H35ZM34 171V172H35ZM40 171V170H39ZM45 171V170H44ZM43 171V172H44ZM137 171H138V169H137ZM147 171H149V170H147ZM156 171V170H155ZM166 171V170H165ZM12 172H11V174H12ZM30 172V171H29ZM34 172H32V173H34ZM36 172H38V171H36ZM157 172V171H156ZM189 172V171H188ZM40 173V172H39ZM170 173V172H169ZM187 173V172H186ZM5 174V175H6ZM11 174H10V177H11ZM36 174V173H35ZM38 174V173H37ZM144 174H145V172H144ZM152 174H154V172L152 173ZM166 174V173H165ZM164 174V175H165ZM174 174V173H173ZM175 174H174V176H175ZM212 174V173H211ZM18 175V174H17ZM26 175V174H25ZM27 175H28V173H27ZM26 175V176H27ZM33 175V174H32ZM32 175L30 176V177H32ZM172 175V174H171ZM184 175H185V173H184ZM187 175H188V173H187ZM187 175H185V176H183V177H186ZM145 176V175H144ZM169 176V175H168ZM3 177H4V175H3ZM7 177H9V176H7ZM15 177L16 176H14V177H12L13 179H15ZM18 177H20V178H18ZM28 177V176H27ZM30 177H28L27 179L25 178V176H24V174H22V177H21V175L20 176H17L16 178L17 179H15L14 180V182L16 181L17 183L19 182V184L21 183L22 185H23V183L24 184H34L33 182L34 181H32L31 182V178ZM130 177H131V175H130ZM133 177V176H132ZM147 177H148V175H147ZM146 176L145 177H142L141 178V180L139 179V181L140 182H143V179H145L144 181H145V185L147 186V189H149L150 191H153V192H155V191H157L158 189V184L156 183V182H154V180H152V179H148ZM159 177V176H158ZM216 177V176H215ZM11 178V179H12ZM37 178H38V176H37ZM140 178V177H139ZM171 178V177H170ZM11 179H9L8 178V187H10L13 183H12V181L10 182V180ZM29 179V180H28ZM117 179V178H116ZM128 179H129V177H128ZM131 179V178H130ZM129 179V180H130ZM137 179V178H136ZM166 179V178H165ZM206 179H207V177H206ZM18 180V181H17ZM32 180H33V178H32ZM35 180V179H34ZM138 180V179H137ZM212 180V182H214L213 181V179H211ZM29 181V182H28ZM124 181V180H123ZM126 181V180H125ZM135 181V180H134ZM207 181V180H206ZM3 182H4V180H3ZM6 182V183H7ZM27 182V183H26ZM130 182V181H129ZM132 182V181H131ZM138 182V181H137ZM166 182V181H165ZM204 182V181H203ZM2 183V182H1ZM11 183V184H10ZM38 183V182H37ZM120 184H121V182H119ZM135 183V182H134ZM195 183V182H194ZM208 183H210V182H208ZM15 184V183H14ZM123 184V183H122ZM127 184V183H126ZM160 184V183H159ZM171 184H172V182H171ZM170 184V185H171ZM205 185H206V183H204ZM37 185V184H36ZM40 185V184H39ZM125 185V184H124ZM128 185V184H127ZM127 185H125V186H127ZM132 185V184H131ZM197 185V184H196ZM195 185V186H196ZM198 185H199V182H198ZM197 185V186H198ZM204 185V186H205ZM208 185V184H207ZM43 186V185H42ZM123 186V185H122ZM125 186L123 187V188H125ZM172 186V185H171ZM210 186V185H209ZM35 187V186H34ZM33 187V188H34ZM37 187V186H36ZM47 187V186H46ZM160 187V186H159ZM203 187V186H202ZM26 188V187H25ZM28 188H29V186H28ZM42 188V187H41ZM136 188V187H135ZM142 188V187H141ZM46 189V188H45ZM137 189V188H136ZM140 189V188H139ZM157 189V190H156ZM160 189H162V187L160 188ZM204 189H205V187H204ZM28 190V189H27ZM32 190V189H31ZM31 190H29L30 192H31ZM52 190V189H51ZM168 190V189H167ZM171 190V189H170ZM193 190V189H192ZM195 190H197V189H195ZM207 190V189H206ZM35 191H38V190H35ZM44 191V190H43ZM53 191V190H52ZM203 191V190H202ZM205 191V190H204ZM2 192V191H1ZM114 192H115V190H114ZM143 192V191H142ZM195 193H196V191H194ZM200 192H201V190H200ZM47 193V192H46ZM52 193V192H51ZM50 193V194H51ZM116 193V192H115ZM115 193H113V195H116ZM157 193V192H156ZM207 193V192H206ZM209 193V194H210ZM1 194V193H0ZM49 194V193H48ZM139 194V193H138ZM143 194V193H142ZM162 194H164V193H162ZM192 194H193V192H192ZM202 195H203V193H201ZM40 195H41V193H40ZM52 195H53V193H52ZM92 195V194H91ZM90 195V196H91ZM1 196V195H0ZM50 196V195H49ZM153 196V195H152ZM193 196V195H192ZM195 197H196V195H194ZM193 196V197H194ZM43 197V196H42ZM56 197H58V194L56 195ZM114 197V196H113ZM116 197V196H115ZM118 197V196H117ZM205 197V196H204ZM206 197H207V195H206ZM205 197V198H206ZM36 197L34 196V195H30L29 194V196H26L25 198H21V199H19V201H18V203L14 206V208L12 209V211L11 210H9V212L11 211V215H9L7 212H8V208H7V216H6V221H4V220H2V219H4V218H2V215L3 214H1L0 213V242H1V246H0V251H2V252H0V264H9L8 263V261L11 259V256H9V260L7 259V254H9L11 251H6V248H3L4 246H2V243H4V244H6L5 242H7L8 241V244H9V242L11 241V243H12V241H13V239H14V242L16 241V238H18L17 239V242L18 241H20L19 239V237L21 236H19V231H20V228L21 227H27L26 229L28 230V231H30V229H28L30 226H32V224H36V223H34V219L35 218H37V217H40V216H43V215H47L48 214V216L52 219V220H56L59 216H57V215H55V214H53V213H55V211H57V209H60L61 208V206H60V208H58L57 207V209H55L56 208V206H55V204H54V206H53V204H50L49 205V203H48V205L46 206L45 204H44V201H40L39 199H37L38 201L36 202L35 200H33V199H35ZM60 198V197H59ZM141 198V197H140ZM154 198H155V195H154ZM192 198V197H191ZM198 198V197H197ZM196 198V199H197ZM203 198V197H202ZM1 199V198H0ZM42 199V198H41ZM50 200H51V197L49 198ZM55 199V198H54ZM201 199V198H200ZM207 199V198H206ZM198 200V199H197ZM2 201V200H1ZM46 201H49V200H46ZM45 201V202H46ZM60 201V200H59ZM58 201V202H59ZM156 200L154 199V202H155ZM190 201V200H189ZM193 201V200H192ZM4 202V201H3ZM202 202V201H201ZM200 202V204H202ZM52 203V202H51ZM77 203H78V201H77ZM149 203V202H148ZM152 203V202H151ZM194 203H195V201H194ZM1 204V203H0ZM76 204V203H75ZM79 204V203H78ZM189 204V203H188ZM197 204H199V203H197ZM200 204H199V206H200ZM227 204V205H226ZM3 205V204H2ZM1 205V206H2ZM5 205V204H4ZM51 205L53 206V207H51ZM74 205V204H73ZM195 206H196V204H194ZM6 206V205H5ZM140 206H141V204H140ZM149 206V205H148ZM186 206V205H185ZM192 206V205H191ZM9 207V206H8ZM51 207V208H50ZM64 207V206H63ZM73 207V206H72ZM188 207V206H187ZM194 207V206H193ZM0 208H2V207H0ZM12 208V207H11ZM71 207H69V209H70ZM148 208V207H147ZM184 208V207H183ZM199 208V207H198ZM62 209V208H61ZM133 209V208H132ZM140 209V208H139ZM188 209V208H187ZM206 209H209V211L208 210H206ZM3 210V209H2ZM6 210V209H5ZM48 210H50L51 211V213H47L46 211H48ZM141 210V209H140ZM205 210H206V212H205ZM131 211V210H130ZM136 209H135V213H136ZM198 211V210H197ZM58 213H59V211H57ZM185 212H186V210H185ZM47 213V214H46ZM60 213H61V211H60ZM69 213H70V210H69ZM134 213V212H133ZM141 213V212H140ZM202 213V214H201ZM72 214V213H71ZM115 214V213H114ZM138 214V213H137ZM188 214V213H187ZM66 215V214H65ZM136 214H134V216H135ZM80 216V215H79ZM114 217V216H113ZM77 218V217H76ZM111 218V217H110ZM176 218V217H175ZM217 218H221L220 220L219 219H217ZM45 219V218H44ZM60 219V218H59ZM109 219V218H108ZM112 219V218H111ZM173 219H174V217H173ZM178 219V218H177ZM182 219V218H181ZM180 219V220H181ZM216 219V220H215ZM71 220V219H70ZM70 220L69 221H67V222H70ZM176 220V219H175ZM184 220H185V218H184ZM218 220V221H217ZM2 221H4V222H2ZM38 221V220H37ZM77 221V220H76ZM78 221H79V219H78ZM210 221V222H209ZM35 222H36V220H35ZM42 222V221H41ZM45 222V221H44ZM47 222H49V220H47ZM52 222V221H51ZM53 222H55V221H53ZM52 222V223H53ZM56 222H57V220H56ZM55 222V223H56ZM176 222V221H175ZM175 222H174V224H175ZM182 222V221H181ZM79 223V222H78ZM48 224V223H47ZM70 224V223H69ZM69 224H67V225H69ZM72 224V223H71ZM162 224V223H161ZM164 224V223H163ZM180 224V223H179ZM38 225V224H37ZM75 225H77V224H75ZM80 225V224H79ZM167 225V224H166ZM169 225V224H168ZM172 225V224H171ZM35 226V225H34ZM40 226H42V225H40ZM52 226V225H51ZM55 226V225H54ZM175 226V225H174ZM69 227H71V226H69ZM69 227H67V228H69ZM77 227V226H76ZM33 228H35V227H33ZM80 228H82V229H84L83 228V226L82 227H80ZM179 228H180V226H179ZM32 229V228H31ZM77 229V228H76ZM75 229V230H76ZM79 229V228H78ZM85 229H86V227H85ZM199 229V228H198ZM197 229V230H198ZM22 230V229H21ZM27 230H23L25 233H28V231ZM37 230V229H36ZM72 230V229H71ZM73 231V234L70 236V237H68V238H62V239H58V238H54L53 239V236H52V240H50V241H48V242H46V243H44V244H42L43 246H41L42 248V250L40 251V247H38L37 245L38 244H36V247H35V245L34 244H32L33 242H34V240H33V242L30 244V242L32 241L31 239L28 241H26L27 243H25L24 241H23V239L24 240H26V239H29V237H26V238H24L23 236H21V240H22V242H24L25 243V245H26V247L27 246H29V247H27L26 248V250L28 249H31L33 246H34V248H32L31 249V251H25L26 253H19V255L17 254V256L18 257H13L12 259H11V261H10V264H11V262L13 261V259L15 260V261H13V262H15L14 264H22L23 262L26 264V262H27V264H31L32 262V264H36V263H34L35 262V260H36V257L38 256V258L40 259L42 256V260H43V262H41V263H37V264H42V263H44V264H105V263H103L102 261H104V258L102 257V256H100V257H102L103 259L101 260L99 257L97 258H95L94 260H90V262H87V260H88V258L87 257H89L88 255H86L87 253H85V255L83 254V248L85 247V246H89V243L91 242V240H93L94 238L93 237H95L94 235H93V239L91 238V236L90 235H92V234H88V233H86L85 231H87V230H84V231H81V229L79 230V231ZM90 230V229H89ZM89 230H88V232H89ZM178 230H180V229H178ZM177 230V231H178ZM196 230V231H197ZM35 231V230H34ZM33 231V232H34ZM38 231V230H37ZM168 231V230H167ZM183 230L181 229V232H182ZM200 231V230H199ZM211 231H212V229H211ZM40 232V231H39ZM51 232V231H50ZM70 232H72V231H70ZM85 232V233H84ZM173 232V231H172ZM213 232V231H212ZM215 232V231H214ZM22 233V235H26L25 233L23 234V232L21 231L20 232V234ZM35 233V232H34ZM52 233L54 234V231H52ZM90 233H93V232H90ZM180 233V232H179ZM47 234H49V231L47 232ZM46 234V235H47ZM53 234H51V235H53ZM93 234H95V233H93ZM170 234H171V232H170ZM196 234V233H195ZM50 235V234H49ZM56 235V234H55ZM60 235V234H59ZM65 235H67V234H65ZM70 235V234H69ZM96 235V234H95ZM174 235V234H173ZM172 235V236H173ZM179 235V234H178ZM212 235V234H211ZM16 236H19V237H16ZM43 236V235H42ZM48 236V235H47ZM46 236V237H47ZM176 236V235H175ZM213 236V235H212ZM45 237V238H46ZM91 238V240H89L90 238ZM170 237V236H169ZM23 238V239H22ZM42 238V237H41ZM96 239H97V237H95ZM171 238V237H170ZM166 239V238H165ZM39 240V239H38ZM44 240V239H43ZM45 240H47V238L45 239ZM174 240V239H173ZM3 241V242H2ZM41 241V240H40ZM39 241V242H40ZM90 241V242H89ZM180 241V240H179ZM29 242V243H28ZM42 242V241H41ZM45 242V241H44ZM95 241H93V243H94ZM170 242H171V240H170ZM181 242V241H180ZM216 242V241H215ZM18 243H20V242H18ZM156 243V242H155ZM173 243V242H172ZM171 243V244H172ZM175 243V242H174ZM158 244H159V242H158ZM178 244V243H177ZM190 244V243H189ZM24 245V246H25ZM31 245V246H30ZM96 245V244H95ZM153 245V244H152ZM176 245V244H175ZM8 246V245H7ZM91 246H92V244H91ZM91 246H89V247H91ZM163 246V245H162ZM8 247H10V246H8ZM20 247V246H19ZM19 247L17 248L18 249V251L20 250L19 249ZM31 247V248H30ZM88 247V248H89ZM164 247V246H163ZM175 247V246H174ZM36 248H38L37 250H39V252L38 253H36V251L37 250H35ZM177 248V247H176ZM2 249V250H1ZM5 251H4V250ZM12 249V248H11ZM14 249V248H13ZM17 249H15V251L17 250ZM21 249H23V248H21ZM86 249H87V247H86ZM91 249V248H90ZM151 249H153V248H151ZM184 249V248H183ZM10 250V249H9ZM24 250L25 249H23V252H24ZM161 250V249H160ZM179 250H182V249H179ZM191 250V249H190ZM193 250H194V248H193ZM222 250V252H220ZM224 250V251H223ZM21 251V250H20ZM35 251V252H34ZM85 251V250H84ZM91 251H93V250H91ZM98 251V250H97ZM4 252V253H3ZM6 252H7V254H6ZM12 252H14V251H12ZM11 252V253H12ZM85 252H87V251H85ZM100 252V251H99ZM157 252V251H156ZM183 252V251H182ZM193 252V251H192ZM210 252V253H211ZM37 254V255H35V254ZM92 253V252H91ZM101 253V252H100ZM224 253V254H225ZM6 254V255H5ZM40 254V255H39ZM97 254H99V253H97ZM185 254V253H184ZM183 253H182V256L184 255ZM220 254V255H221ZM223 254V255H224ZM92 255V254H91ZM189 255V254H188ZM191 255V254H190ZM219 255V256H220ZM2 256H3V258H2ZM36 256V257H35ZM40 256V257H39ZM95 256H97V255H95ZM187 256V255H186ZM218 256V257H219ZM4 257H5V259H4ZM87 258V260H86V258ZM92 257H94V256H92ZM38 258H37V261H39L38 260ZM91 258V256L89 257V259ZM185 258V257H184ZM189 258V257H188ZM19 260V262L17 261V263H16V260ZM100 259V260H99ZM178 259V258H177ZM191 259V258H190ZM189 259V260H190ZM223 259V260H224ZM6 260V261H5ZM8 260V261H7ZM180 260V259H179ZM195 260V259H194ZM45 261V262H44ZM89 261V260H88ZM185 261V260H184ZM29 262V263H28ZM105 262V261H104ZM188 262V261H187ZM181 263V262H180ZM183 263V262H182ZM185 263V262H184ZM190 263V262H189ZM192 263V262H191ZM13 264V263H12ZM108 264H109V262H108ZM177 264V263H176ZM186 264V263H185ZM232 264V263H231Z\"/></svg>",
	"mask_w": 264,
	"mask_h": 264
}]
</instances>
